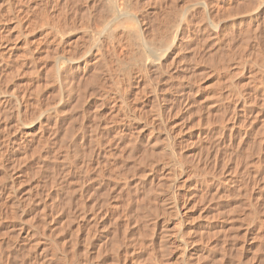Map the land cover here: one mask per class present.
Instances as JSON below:
<instances>
[{
    "label": "rangeland",
    "instance_id": "rangeland-1",
    "mask_svg": "<svg viewBox=\"0 0 264 264\" xmlns=\"http://www.w3.org/2000/svg\"><path fill=\"white\" fill-rule=\"evenodd\" d=\"M38 1H39V4H38ZM84 1L83 0L82 1L81 0H17V1L16 0H0V15H1L0 16V38L5 37V39H0V45H2L0 47L3 49V50H1V48H0V50H1L0 55H3V57H4V58L0 57V65L1 64L3 65V63H4L3 66L2 65L0 66V69H1L0 70V87H1L0 88V140H1L0 144L1 145L4 144V145L0 146V148H1L0 149V199L2 198L0 200V264H57V263L58 264H74V263L75 264H77V263L81 264L82 262H83V264L85 262H86V264H97V262H99V261L100 262L98 264H108V262L105 263L106 261H109L107 259L106 254H109L111 252L110 251L111 246L108 247L109 244L108 245L106 244V246H105V235L109 236L113 232V231H111L113 229L112 228L113 224H111L112 225V227H111V225L109 223L107 225H105V223H107V219L108 220L110 219L108 217L110 215L113 217L115 215L117 216V214H118V216L120 215L119 217H121L122 213H119V212H122V210H123L122 207L124 205L123 203L120 204L122 206V207L120 206L121 211H120V207H119V210L114 211L115 209H113V207L111 206V204L113 203L112 201H114L116 199L114 196L118 195V194H116L115 189L112 188L113 187L112 184L114 183L113 181H114L115 177L119 178L120 173L122 176V174L126 173V172L127 173L129 172L130 174H133L135 172L137 174H135V173L134 174L138 175L137 177L138 178L140 177L139 179H141L142 181L145 180V182L143 181L144 185L142 186V190L139 189V191H140V195L142 197H144L145 195L146 196L140 200V197H139L140 195L138 194L139 199L137 198V200H139L137 202L142 205V206L140 204L138 205L139 206L138 208H140V206H141V208L138 211L139 214L135 210V212H133V214L136 215V216H133L134 219L131 218L133 215L132 213L129 216H130V221H133V220L135 221V217L136 218L139 217V218H137V220L142 218V219H140V221L143 224L145 223L144 226L152 227L151 229H153L154 236H156V237L158 236L156 238L155 244H154V246H155L154 249L156 250V253L158 252L156 255L159 256L160 258L162 257L161 259H163V257H164V261L162 260L160 262L161 264L162 263L164 264L166 262H167L166 264H168V261L170 263L172 261V264H180V263L181 264H196V263L197 264H209V263L210 264H213V263L214 264H240L241 262H242V264H264V249H263V247H264V239H263L264 234L262 233V232H264V228H262V227H264V222H263V225L261 227V225H259V223L257 221L260 217H262V219H264L263 218V216H264V206H263L264 205V39H263L264 38V19H263L264 18V6L258 7V4H256V0L255 1L254 0H227V1L226 0H218V1L217 0H211V1L208 0L209 2H207V0H204V2L205 1L207 2L206 3L207 8L199 5V4H201L200 2H202L203 0H126L127 4H129L128 5L130 8L129 10L133 13V15L135 17H137V18L143 17V19H145L147 17L146 20H150V21L154 20L152 22L153 24H155L157 22V20L159 21V19L162 17L161 14H163L162 10L164 7L170 8V9L173 8V10H176L174 12H177L181 8H183V4L187 5L188 11H189L191 17H190L189 22H188L189 24H187L186 27L183 28L182 31H184V32H181L180 42L175 48L170 47V48H168L169 50L167 49V50L163 51L162 53H154L153 51H149V50L147 51L148 54L150 55L151 60H153V69L155 70L157 66L159 67L158 72H155L156 74L155 73L154 74L153 73L148 74V76H147L148 79H145V81H144V78H145L144 73L143 72L137 73L136 70H134L135 74L133 76L126 77L127 79L125 78V80H127L126 82H128L130 80L127 83V88H126V93H127L126 95H128V96H126L127 99L135 105L136 110H139V112L141 113L140 115L143 118H145V117L146 118L142 122H135L134 123L135 128L131 131H130L129 127H122L120 129L121 131H119L118 129L114 128V127H116V124H113L114 119L112 120V117L115 118L114 117V111L110 110V109L112 107L111 106L112 105L111 95L113 94L112 92H114L115 87H117V85L120 83L118 81L121 78L118 76L119 73H117V71H116V67L118 66V63L120 62L119 66L122 63V61H120V60L124 59V56H122V58H121L122 53H120V49H119L120 47H117V50L115 49V53H117V51L119 50V53H117V54L111 53V50L109 53H107L109 51L108 49H111V48H108V47H110V44H109L110 42L105 41V43H106L105 45L109 44V46L108 45L105 46L107 48V49H105V57L107 59H105L104 62H107V63H104V62L101 63L102 62L101 60H100V62H99V60H97L98 62H96V63L94 62L95 65L93 63L90 65L91 66L90 68H85L88 71L85 69H82V68L79 71H75L74 68L70 69L69 67H65L64 69H66L67 71L65 72L63 70L65 73L62 72L63 74L61 77L62 78L61 79V85H59V82L57 81L56 76H55V71H53L54 70V66L52 65V63H53L52 59L53 58L51 59V56H52V54L54 55L55 52L61 51L64 48L68 49L70 46V49L72 51H69V52H73V54H74L73 50L76 48L75 52L77 53L76 55H78V52H77L78 50H77V47H76L75 42H74L75 39L72 42L70 40L71 38L72 39L75 38L74 32L77 33L78 35L80 34L79 36H81L80 32H83L84 29L89 30V28H93V27L96 28L100 24L103 25V22L100 23L102 21L100 19L101 18L100 16L103 14V13H101V15L99 14L100 12H103V9H99L100 7L102 8V6H100V3L97 0H95V1L94 0L93 1L92 0H84ZM128 1H129V3H128ZM251 1L254 2L253 3L254 5H252ZM6 2L8 4H6ZM156 2L157 3L159 2L160 4L158 3L159 4L158 5V4H156ZM243 2L245 4H247L246 2H248L246 7H245V4ZM90 3H91V5H90ZM130 3H132L134 6L130 7V6H132ZM168 3H170L171 5ZM172 3H174V4H172ZM124 4H125L124 2L121 3V5H124ZM166 4L169 6H167ZM196 4H198V5H196ZM210 4H213V5H211L209 7ZM249 4L251 6H253L254 8H252ZM105 5H106V3H105ZM138 5H140V6H138ZM160 5H161V7H160ZM242 5H244L243 6L244 8L242 7ZM255 5H257V6L255 7ZM34 6H36V7H34ZM247 6L249 7V9ZM37 7H40L43 9L41 10L40 8H37ZM49 7H50V9H49ZM5 8H6V10H5ZM92 8L93 9L95 8V9L93 10ZM7 9H9L10 11ZM83 9H87V11L83 10ZM32 11L33 12L35 11V13H33ZM46 11H47V13H46ZM84 11L86 12V14L88 12V14H87L88 17L84 16V13H85ZM134 11H136V12H134ZM5 12H6V14H5ZM8 12H10V13H8ZM14 12H15V14H14ZM27 12H28V16L27 15L23 16V14L25 15V14H27ZM30 12L32 13L31 15H33V17H32L33 20L36 18L35 19L36 21L34 20V24H33V27L35 26L34 27L35 29L34 28H32L34 30L31 29L32 32H30V36L28 37V39L33 38L32 40H30L31 45H33L32 49L35 47L34 50H32L33 55H34V57L32 56V60L33 59L34 60L31 62V64L33 66H31L32 68H31L30 72L28 73L27 71H29L30 67H29V65L26 64V58L25 57H26L27 53L25 52L26 47L24 44V35L26 33V30L24 29L22 24H21V26L19 25L20 22L18 23V19L23 20L22 19L23 17L24 18L25 17H31ZM36 12H37V14H36ZM44 12H45V14H44ZM219 12H220V15H219ZM233 12H234V14H233ZM81 13H82V15H81ZM15 15H17V16H15ZM62 15H63V17H62ZM73 15H75V16H73ZM107 15H108V13H107L106 7H105V17H107ZM234 15H236V16H234ZM5 16H6V18H5ZM93 16L96 18H93ZM149 16L151 17V19ZM54 17L55 18L58 17V18H56L58 20H56ZM64 17H65V20H63ZM92 18H93V20H92ZM253 18H254V20H253ZM5 19H6V22H5ZM84 19H86V20H84ZM216 19H217V23H215ZM44 20H47V21H44ZM94 20H95V22H94ZM61 21L63 22V25L66 24V22H67V24L64 25L66 27L69 24L71 25L73 23V25H74L76 23L75 24L76 28H80V29H76L75 25H74V29H76V30L73 31L72 30L73 25H71V27H69L70 26L69 25L68 26L69 28L68 27L66 28L62 25ZM79 21L81 23H78ZM82 21H84V23ZM197 21H198V23H197ZM40 22L45 23V24H42ZM51 22H55V23H51ZM58 22L60 25H62L61 27L65 28L64 29L65 31L67 29L71 28L70 31L68 30L67 32H64V35L62 34L61 31H57L55 25ZM212 22L214 23V25ZM232 22L234 24H232ZM39 23L42 26H39ZM87 23H89L88 26H87ZM90 24H92V25H90ZM81 25H82V27H81ZM101 25L99 26L100 28H98V29H102L103 26H101ZM14 26H16L18 28H15ZM83 26H86V27L83 28ZM196 26H198V27L196 28ZM113 27H114V24H113ZM249 27H251V28H249ZM48 28H50V29H48ZM43 29L50 31L48 33L49 34L51 33V34L47 36L50 40H51V37L53 38L51 45H49V47L47 49H45V52H44L43 48H40L41 50L39 49L40 45H37L38 41L41 39V37L43 35V33H41L44 31ZM61 29H63V28H61ZM244 29H245V31H244ZM5 30H7V31L5 32ZM16 30H17V32H16ZM18 30H20V32ZM51 30H53V31H51ZM64 30H62V31H64ZM105 30H106V25H105ZM21 32H22V34H21ZM213 32H215V33H213ZM5 33H7V35ZM3 35H5V36H3ZM51 35H53V36H51ZM54 35H55V37H54ZM7 37H9L8 38L9 41L6 39ZM17 37H20V38H17ZM37 38H39V39H37ZM4 40H5V43H3ZM34 40H36V41H34ZM58 40L61 42V44ZM64 40L68 42V45H67V42H65ZM68 40L71 43H69ZM56 41H57V45H56ZM212 41H214V42H212ZM71 44L74 48L71 46ZM243 44H244V46H243ZM10 45H12V46L10 47ZM245 46H246V48H245ZM54 48H56L57 51H55L56 49L53 50ZM241 48H243V49H241ZM6 49H7L8 53L10 51V53H9L10 57L6 56V58H5V54L8 55L7 52L5 53ZM70 49H68V50H70ZM215 49H216V53H215ZM51 50H52V52L53 51L54 52L52 53ZM2 51L4 54L1 53ZM217 52H218V54H217ZM23 53H24V56H23ZM48 53H49V55H48ZM111 54H112V60L113 61L115 60L116 55H117L118 60L121 58L119 60V62L116 61L117 62L116 64L113 63V61L109 58V57H111L110 56ZM113 54L115 56L114 58H113ZM119 54H120V57L118 56ZM160 54H161V56H160ZM27 55H29V54H27ZM45 55H48L49 57L47 58V56H46V59H45V57H44ZM15 56H16V58H15ZM27 58H28V56H27ZM117 58H116V60H117ZM109 59H110V61H109ZM237 59H239V60H237ZM1 60L4 62L2 63ZM43 60H45V61H43ZM170 60H171V62H170ZM160 61H162V62H160ZM226 61L229 62V64ZM9 63H11V65L8 66ZM154 63H155V65H154ZM214 63H216L217 65ZM226 63L228 65H226ZM43 64H44V66H43ZM109 64L111 66H109ZM161 64L163 65L164 68L162 67ZM48 65L51 68H49ZM98 65L99 66L101 65L100 66L101 70L99 69ZM212 65H213V67L214 66L215 67L213 68ZM10 66L13 67L14 69L11 68ZM27 66H28V68H27ZM106 66L108 69L106 68ZM2 67H4V68H2ZM37 67L38 68L40 67V68L38 69ZM44 67L47 69H45ZM52 67H53V69H52ZM48 68L52 69V70L48 71L49 70ZM91 68L94 71H92ZM104 69H105V76H106L105 80L106 81L103 80V76H102L103 75L102 71L104 72ZM106 69L109 71L107 72ZM9 70L11 71V73ZM32 70H34V71H32ZM96 70H98L97 72L99 74L95 73ZM44 71H46V72H44ZM31 72H32V74H31ZM160 72H161V75H160ZM227 72H228V74H227ZM8 73H9V75H8ZM23 73H25V74L23 75ZM36 73L38 75H35ZM49 73L50 74L52 73V75H50ZM70 73H71V75H70ZM91 73H93V74H91ZM94 73L97 75V77ZM200 73H201V75H200ZM232 73H233V75H232ZM248 73H249V75H248ZM28 74H29V76H27ZM30 75H31V77H30ZM33 75H34V77H33ZM89 75H91V76H89ZM93 75H95V77H92ZM138 75H140L143 78H140ZM155 75H157L159 78L157 76L155 77ZM99 76L100 77L102 76V77L99 78ZM28 77L32 80V83L34 84V85L32 84L30 86L31 91H33V93L30 92L31 97L33 99V102H35V103L32 102V104L35 105V106L34 105L31 106L32 107V109H31L32 113L30 111V108L29 109L27 108V112H26L25 105H23L25 103L24 102V100H25L24 94L26 93V91L24 89L27 88V85L25 83L28 82L27 81L29 79ZM80 77H82V78H80ZM168 77H169V79H168ZM179 77H182L183 79L179 78ZM47 78H48V80H47ZM96 78H97V80H96ZM110 78L112 79V81L109 80ZM33 80H34V82H33ZM50 80H52V81H50ZM54 80H56V81H54ZM146 80H147V82H146ZM148 80H149V82H148ZM53 81H54V83H53ZM86 81H88L87 82L88 84L91 83L93 86L91 84H90L91 86L88 85L86 83ZM164 81H166V82H164ZM244 81H247V82H244ZM40 82L43 84L41 85ZM110 82L112 84H109ZM115 82H116V84H115ZM143 82H144V85L147 83L145 86L146 89L140 88V87H142L141 84ZM216 82H218L219 84ZM85 83L87 84V86ZM102 83H104L105 85ZM135 83H137L138 85H136ZM163 83H165V84H163ZM223 83H225V84H223ZM246 83L248 85H246ZM148 84H150V86H151L150 88H149V86L147 88ZM237 84L239 85V87L241 89L238 87ZM84 85H85V87H84ZM196 85H197V87H196ZM208 85H210V87ZM32 86H37L34 88L35 91L32 90V88H33ZM175 86L177 88H175ZM45 87H47V88L44 89ZM91 87H92V90H90ZM137 87H139V89H137ZM163 87H165V88H163ZM166 87H167V89H166ZM36 88L40 89V90H37ZM78 88H80V90ZM81 88L82 89L84 88L83 90L85 92L83 90L81 91ZM103 88H105V90H106L105 91V97L103 96V92H102ZM140 89H144L143 91L148 90L147 94H146V91L144 93ZM168 89H170L171 91H169ZM36 90L38 91V93H36L37 92ZM77 90H79V91L75 92ZM88 90H89V92H88ZM93 90H95V91L98 90V91L95 92ZM71 91H74L75 94H74V92H71ZM152 91H153V93H152ZM213 91H214V93H213ZM21 92L23 93V96H20V98H19V95H22ZM92 92L94 93V95ZM139 92H141L142 94L140 93L141 94L140 95ZM77 93L80 95H84V96H80ZM135 93H136V96H135ZM192 93H194L193 94L194 97H193ZM50 94H52V95H50ZM108 94H110V96ZM33 95L34 96L37 95V96L33 97ZM78 97L80 99H78ZM139 97H140V99H139ZM206 97H207V99H206ZM237 98H238V100H237ZM82 99H83V101H82ZM131 99H134V100H131ZM199 99H200V101H198ZM11 100H13V101L11 102ZM182 100H183V102H182ZM78 101L80 103H82V102L83 103L79 104ZM155 101H157V102H155ZM4 102H5V104H3ZM22 102H23V104H22ZM44 102H46V103H44ZM96 102H100V103H96ZM49 103H52V104H49ZM139 103H140V105H139ZM159 103L164 105V111H163L164 114L162 113L164 115V116L162 115V120H164V121L160 125L158 124V122H154L153 120L150 119V111H149V110H152L153 107L158 106ZM95 104H97V105H95ZM208 104L209 105L212 104V105L209 106ZM223 104H225V105H223ZM40 105H43V106H40ZM152 105H153V107H152ZM5 106H7V107H5ZM9 107H10V109H9ZM38 107H39V109H41V111H45L43 116L41 117V120L45 121V122H42L40 120L42 123V124H40V121H39L40 131L38 130L39 128L37 129V126H39V125L36 124V128L33 132L34 134L32 133L33 139L31 142H29L27 137L25 136L26 135V133H25L26 128L24 126V123L26 122V119H24V118H27L28 110H29L28 114L31 113L30 115H32V117H33V115L36 112H38V111H34L35 112L34 113L33 110H37ZM42 108H44V109H42ZM58 109H60V110H58ZM81 111H83V112L81 113ZM89 111H91V112H89ZM57 112H59V113H57ZM142 112H143V114H142ZM106 113H108L109 115ZM93 114H94V116H93ZM95 115H97V116H95ZM244 115H245V117H244ZM55 117H57V118H55ZM94 117L98 118L97 121ZM226 117H227V119H226ZM92 118H94L95 120L94 119L92 120ZM103 118L106 120L105 121L106 127H101L102 128L101 129L99 127L100 126L99 124H101V126L104 125V123H103L104 119ZM23 119L25 121H23ZM252 120H254V121H252ZM92 121H95V122H92ZM16 122H17V126H16ZM144 122H146V123H144ZM201 123H204V124H201ZM78 124H79V126H78ZM152 124L153 125L155 124V126H158V128H156V129L150 128L149 129V125H152ZM3 125L6 126L7 128L6 127L4 128ZM84 125H85V128H84ZM113 125H115V126H113ZM95 126H96V129H95ZM141 126H142V129H141ZM89 127H92V128H89ZM97 127H99L98 129L100 130V132H99V130H97ZM219 127H221V128H219ZM77 128L78 129L82 128L83 134L84 135L87 134V136H85L86 139H88L90 136L92 137L96 131L98 133H100L99 135L101 136V134L104 131L105 134L104 133L103 134L105 136L103 137V134H102L101 138H104L105 140L101 139V143H99L102 146L99 145L100 146L99 147L97 145L96 141L94 142V140L93 141L91 140V139H94V136H93L91 139L90 138L89 139L91 140V143H96L95 145L91 144L90 146H88L86 144L82 147L83 149L80 148V149H82V150H79L80 152L82 151L81 153L79 152L80 154L75 152L76 150H75V146H74V135H75L74 130L76 129V131H77L78 130ZM5 129L8 131H6ZM217 129L219 130L220 133L218 132ZM11 130H13V131H11ZM84 131L86 132V134L84 133ZM122 131H125L127 134L125 132H122ZM170 131H171V134L173 133L174 135L173 134H172V136L169 135ZM38 132H39V134H38ZM115 132L118 133V135H116ZM9 133H11V134L9 135ZM90 133L91 134L93 133V134L89 135ZM19 134H20V136H19ZM35 134H38V135H35ZM110 134L113 135V137ZM122 134H123V136H121ZM242 135H244V136H242ZM5 136L7 139L6 142L4 141V140H6ZM135 138H136V140H135ZM160 138L163 141H161ZM117 139H118V141H117ZM36 140H37V142H36ZM109 140H111V142H109ZM104 141L106 143H104ZM28 142H29V144H28ZM154 142H156V143H154ZM178 142H180V143H178ZM36 143L37 144L40 143V144L37 145ZM103 143H104V145H103ZM115 143H117V144H115ZM19 144H21V145H19ZM149 144H150V146H149ZM179 144H180V146H179ZM154 145H156V146L154 147ZM93 146L97 151L100 150V148H102V147L115 148L116 151L115 150L111 151L114 153L113 154L114 156L116 155L117 152L121 153V151H122V153L120 154V155L123 154L122 157L116 156L117 157L116 158L113 156V158H116L115 163H117L120 160L117 163L119 165L116 166V164H114V163L112 165V167H114V168H115V166H116V168L119 167L120 169L119 168H118L119 170L117 169L119 172H117V170H115L114 168H113L114 171L111 170V166H109V165H107V166L110 167V169H109L110 171L109 170L105 171V165H104V163H105V150H100V151H102L100 156L98 157L100 162H96L98 159L96 157H94V158L91 157V154L87 149V148H93ZM147 146H149V147H147ZM5 147H7V148L5 149ZM12 147H14V148H12ZM27 148H28V150H27ZM126 148H127V150H126ZM163 150L165 151V153L163 152ZM177 150H179V151L177 152ZM123 151H124V153H123ZM128 151H130V152H128ZM146 152H148V153L145 155ZM162 152L164 153V155H162L163 154ZM119 153H118V155H119ZM128 153L131 154V156L133 155L132 157H134V159L131 158V156L128 155ZM77 154H79V155H77ZM148 154L150 156L146 157V156H148ZM225 154H226V156H225ZM65 155H66V157H65ZM106 155H108V154H106ZM126 155H128V156H126ZM193 155H194V157H193ZM137 156L140 158H138ZM151 156H153L154 159ZM77 157L78 158L80 157L79 163H81L80 161L83 159L82 163H81L82 166L78 163ZM123 157H125V160ZM144 157L146 158L147 161H145ZM119 158H121V159H119ZM163 158L166 159L165 162H164ZM117 159H118V161H117ZM143 159H144V161H142ZM178 159H180V160H178ZM86 160L89 162H86ZM133 160H135V161H133ZM188 160L190 163L188 162ZM83 161H85V162H83ZM131 161H133V162H131ZM178 161H179V163H178ZM146 162H148L149 164ZM150 162L153 164H150ZM181 162H183V163H181ZM197 162H198V164H197ZM87 163L88 164L91 163V164L86 166ZM95 163L97 164L96 167L98 169L101 168L99 170L101 172H97L98 169L97 170L94 169V168H96ZM144 163H145V166H144ZM164 163L167 165H165ZM98 164H99V166H98ZM130 164L133 167H135V169H132L133 167ZM70 165H72V168ZM122 165H125V166H122ZM146 165H147V167H146ZM149 165H150V167H148ZM77 166H79V167L81 166L80 167L81 169ZM128 166H129V168H128ZM195 166H196V168H195ZM74 167H75V169H74ZM168 167H169V170L172 168H176L178 173H180L179 175L181 176V178L179 179V182L176 183V186H174V187L172 186L173 188L171 187L170 189L166 188L167 186H165L164 181H163L164 177L162 178V174L168 170ZM190 167H191V169H190ZM192 167H193V169H192ZM125 168H126V170H124ZM127 168H128V170H127ZM200 169H201V171H200ZM258 169H259V171H256ZM6 171H7V173H6ZM131 171H133V172H131ZM187 171H188V173H187ZM209 171L211 174L214 172L215 175H213L214 173L211 175L209 173ZM105 172H111V173H105ZM114 172H116V174L118 173V175H116ZM143 172H145V173H143ZM256 172H257V175H256ZM251 173H253V174H251ZM107 174H110V175L115 174L114 179H113V176H109ZM130 174H127V175H130ZM123 175H125V174H123ZM99 176L101 177V180H100ZM108 176L110 178L111 177L112 178L109 179V178H107ZM77 177H79L80 179ZM141 177H143V178H141ZM81 178H82V180H81ZM105 178H107L108 180ZM77 179L80 181L77 182L78 181ZM197 179H199V180H197ZM202 179H204V180H202ZM257 179H259V180H257ZM97 180H98V182H97ZM150 180H152V181H150ZM158 181H159V184H158ZM201 182H203V183H201ZM233 182H234V184H233ZM151 183H153L154 185ZM178 184H180L181 186ZM149 185H151V186H149ZM152 185H153V188H152ZM157 185L160 187H157ZM161 185H162V187H161ZM240 185H242V186H240ZM197 186H198V188H197ZM10 187L12 189H10ZM239 187H240V190H237V189H239ZM105 188H106V190H105ZM107 188H109L110 190ZM154 188H155V191H154ZM157 188L159 190L161 188H163L160 190V192H162V193H159V190ZM148 190H150V192ZM243 190L245 191V194H244ZM249 190H251V191H249ZM78 191H79V193H78ZM112 191H114V192H112ZM144 191L146 192V194H144ZM212 191H213V193H212ZM214 191H215V194H214ZM106 192H108V193H106ZM105 193H106V196H105ZM112 193L113 194L115 193V195H113ZM150 193H152V194H150ZM175 193L180 194V195L181 194L185 195V193H186L185 197H184V195L183 196L181 195L183 197V200H185V199L187 200V201L186 200L184 201L186 204L184 208H186V210L185 209H183V210L187 216L185 215L186 221H185L184 226L181 228V235L183 236V238H190L191 239V245L189 247L190 250H188L186 253H184V255H182L179 252V250L176 249V247L174 245H172V246L170 245L171 247L168 246L170 248L169 249L166 246V244H169L168 242H166V244H164L166 247L163 246V244L160 245V243H159L160 241H162L164 239L162 233H164L165 230L170 229V226H171L170 230H172V227H173L172 222H171V214L169 215L170 216V218H169L166 214L168 211L166 212L164 210L165 215H163L162 210H163V208H165V206L167 204L169 205L168 202H170V200L172 198V194L175 195ZM205 193H206V195H205ZM208 193H210V194H208ZM215 196L217 199H215ZM109 198L111 199V201ZM117 198H118V196H117ZM149 199L151 202L149 201ZM192 199L196 200L197 202L193 201ZM201 199H202V202L200 201ZM154 200H155V202H154ZM244 200H247V201H244ZM118 201H120V200L118 199ZM156 201H157V203H156ZM166 201H167V203H166ZM163 202H165V203H163ZM193 202H194V204L195 203L196 204L194 205ZM251 202H253V203H251ZM108 203H109V205H108ZM143 203H145V204H143ZM154 203H155V205H154ZM146 204L148 206L150 204V207H148ZM255 205H257L258 207ZM151 206H152V208H151ZM160 206L161 207L163 206V208H161ZM194 206H196V207H194ZM108 207H110V208H108ZM153 207L157 209V210L155 209V212L153 211L154 210ZM250 207H252V208H250ZM145 208L146 209L150 208V209L144 211L143 209H145ZM158 208H159V210H158ZM108 210L109 211L113 210L112 211L113 215H112L111 211L109 213ZM151 210H152V212H151ZM240 211H242L243 213L242 212L240 213ZM245 211H246V213H245ZM136 212H137V214H135ZM214 212H216V213H214ZM106 213L107 214L109 213L108 216H106L107 215ZM198 213H199V217H196V216H198ZM224 213H225V215L223 216ZM140 214H143V215H140ZM218 214L219 215L222 214V215L219 216ZM137 215H140V216H137ZM207 216H208V218H207ZM210 216H211V218H210ZM237 216H239L240 218ZM115 217H113L112 220ZM215 217H216V219H215ZM165 218L166 219L168 218L169 220L168 219L166 220ZM192 218H193V221H192ZM223 218H225V219H223ZM152 219H153V221H155V223H153V221L151 222ZM228 219H229V221H228ZM231 219H233V220H231ZM163 220H164V222L162 223ZM134 221H133V223L135 224ZM140 221L136 222V224L137 223H138L137 225L142 224ZM242 221H244V222H242ZM108 222L111 223L110 220ZM160 222H161L162 226L166 223L165 224L166 228L164 230H163L164 227H162L160 225ZM152 223L154 224V227H153ZM120 224L117 226L118 229L119 228L121 229ZM150 224H152V225H150ZM131 225H132V223H131ZM142 225L140 227L138 226V229L140 228L141 230L137 229V231H136L137 233L139 231L143 232L146 229L150 230V227H148V228L146 227V229H145V227L144 226L142 227ZM239 225H240V227H239ZM133 226L135 227L136 225H133ZM228 228L230 229V231ZM257 228L259 229V231ZM211 229L214 231H212ZM121 230H119L120 234H122ZM215 230H216V232H218V231L219 232L222 231V232L216 233ZM202 231H203V233H202ZM256 231H257V233H256ZM146 232H147V230H146ZM155 232L158 235H155L156 234ZM237 232H238V234H237ZM200 233L202 236L200 235ZM214 233H216V234H214ZM261 233H262V235H261ZM213 234H214V236H212ZM111 235H113V234H111ZM137 235H139V234H136V237L140 236V235L139 236H137ZM159 235H160V237H159ZM189 235H191V236H189ZM198 236H200V237H198ZM205 236H206V238H208V237L209 238L206 239ZM258 236L259 237L261 236L260 240H259ZM106 238H107L106 240H108V237H106ZM109 238H110V236H109ZM195 238H197L199 241H197V239H195ZM111 239H110V241H111ZM122 239H123V236H122ZM108 241H106V242L108 243ZM165 241H167V239L163 240V242H165ZM192 241H193V244H192ZM259 241H260V243H259ZM242 242H244V243H242ZM157 243H158V245H160L161 248L163 247L164 249L166 248L167 250L168 249L170 250V251L169 250L167 251V250H163V248H162L163 251H166L167 253L169 252V254H170V252H172V253L170 255H168V257H167V253L164 252V254L165 253L166 254L164 256H162V254H163V253L161 254L162 250L160 251L159 246L156 247ZM217 245H218V247H217ZM232 245H233V247H231ZM59 246L60 247L63 246V247L60 248ZM222 246H223V248H222ZM107 247L109 250L106 249ZM212 247H213V249H212ZM214 247H216V249ZM219 247H220V249H219ZM229 247L231 248V250ZM224 248H226V249H224ZM70 249H72V250H70ZM236 249H238V250L235 251ZM257 249H259V250H257ZM69 250H70V252H69ZM215 250H217V251H215ZM219 250H221V251H219ZM85 251H86V253H84ZM106 252H109V253H106ZM219 252H220V254H219ZM229 252H230V254H229ZM159 253L161 255H158ZM197 254L200 256H198ZM231 254H233L234 256H232ZM50 255H53V256H50ZM247 255H248V257H247ZM70 256H74V257L70 258ZM146 256H148V255H146ZM189 256H191V257H189ZM235 256L237 258H239V260ZM207 257H208V259H205ZM210 257H212L213 259ZM215 257L216 258L219 257V259L220 258H222V259L217 260L218 258L216 259ZM46 258H48V259H46ZM81 258L83 260H81ZM92 258H93V260H92ZM204 259H205V261H204ZM228 259H229V261H228ZM259 259H261V260H259ZM76 260H79L80 262L79 261L75 262ZM212 260H213V262H212ZM245 260H248V261H245ZM216 261L218 263H216ZM160 263H158V264H160Z\"/></svg>",
    "mask_w": 264,
    "mask_h": 264
},
{
    "label": "bare ground",
    "instance_id": "bare-ground-1",
    "mask_svg": "<svg viewBox=\"0 0 264 264\" xmlns=\"http://www.w3.org/2000/svg\"><path fill=\"white\" fill-rule=\"evenodd\" d=\"M17 1V0H16ZM82 1V0H81ZM84 1V0H83ZM93 1V0H92ZM95 1V0H94ZM99 3H100V6H102V8L100 7L99 9H103V12H100L99 14L101 15V13H103L100 17V19L102 20L100 23H102L103 22V25H101V26H103L102 27V29H98V28H100L99 26L100 25H98V27H96V28H89V30H86V29H84L83 30V32H80L81 33V36H79L77 33H75L74 32V34H75V38H71L70 40H71V42L72 41H74V39H75V45H76V47H77V52H78V55H76L77 53L75 52V50H76V48L73 50L74 51V54H73V52H69V51H72L71 49H70V46H69V48L68 49H70V50H68V49H63V50H61V51H57V49L56 48H54L53 50H55V51H57V52H55V54L53 55L52 54V56H51V59H52V61H53V63H52V65L54 66V70L53 71H55V76H56V79H57V81L59 82V85H61V77H62V72H66L67 70L66 69H64L65 67H69L70 69H72V68H74V70L75 71H79L81 68L82 69H85V68H90L91 66V64H93L94 62L96 63V62H98L97 60H99V62H100V60L102 61L101 63H103L104 61H105V59H107L106 57H105V49H107L105 46H109V44H110V47H108V48H111V49H108L109 51L107 52V53H109L110 52V50H111V53H115V49L117 50V47H120L119 49H120V53H122L121 54V58H122V56H124V59L122 60L121 58V60L120 61H122V63L120 64V66H119V60H118V58H117V55H116V58H117V60H116V58H115V62L112 60V54L110 55L111 57H109L112 61H113V63H117L116 61H118L119 63H118V66L116 67V71H117V73H119V77H121L120 78V80L118 81V82H120L118 85H117V87H115V89H114V92H112L113 94L111 95V98H112V107H111V109L110 110H113L114 111V117L115 118H113L112 116V120H113V124H116V127H114L115 129H118L119 131H121L120 129L122 128V127H129L130 128V131L131 130H133L134 128H135V126H134V123L135 122H142L143 120H145V118H143L140 114V112H139V110H136V107H135V105L131 102V101H129L128 99H127V97L126 96H128V95H126L127 93H126V88H127V83L130 81H128V82H126L127 80H125V78L126 77H130V76H133L134 74H135V71L134 70H136V72L138 73V72H143L144 73V75H145V78H144V81H145V79H148L147 78V76H148V74H154L155 72H158V69H159V67L157 66L156 67V69L154 70L153 69V60H151V58H150V55L148 54V50L149 51H153L154 53H162L163 51H165V50H167L168 48H175L178 44H179V42H180V35H181V32H184V31H182L183 30V28L184 27H186V25L187 24H189L188 22H189V19H190V13H189V11H188V6L187 5H184L183 4V8H179L180 10L179 11H177V12H174V11H176V10H173V8L172 9H170V8H166V7H164L163 8V14H161L162 15V17L159 19V21L157 20V22L155 23V24H153L152 22L154 21V20H152V21H150V20H146V18L145 19H143V17L142 18H137V17H135L134 15H133V13L129 10L130 8H129V4H127V1L126 0H97ZM96 1V2H97ZM125 3L124 5H121V3H123V2ZM211 1V0H210ZM218 1V0H217ZM227 1V0H226ZM255 1V0H254ZM12 2V1H11ZM23 2V1H22ZM41 2V1H40ZM44 2V1H43ZM85 2V1H84ZM144 2V1H143ZM147 2V1H146ZM183 2V1H182ZM181 2V3H182ZM185 2V1H184ZM187 2V1H186ZM207 2H209L208 0H207ZM206 1L204 2V0L202 1V2H200L201 4H199V5H201L202 7H205V8H207V3ZM249 2V1H248ZM248 2H246L247 4H248ZM252 2V1H251ZM4 3V2H3ZM50 3V2H49ZM86 3V2H85ZM84 3V4H85ZM105 3H106V5H105ZM128 3H129V1H128ZM153 3V2H152ZM159 3V2H158ZM157 2H156V4H158ZM175 3V2H174ZM174 3H172V4H174ZM212 3V2H211ZM214 3V2H213ZM230 3V2H229ZM244 3V2H243ZM254 2H252V5H254L253 4ZM6 4H8L7 2H6ZM13 4V3H12ZM37 4V3H36ZM38 4H39V1H38ZM132 6H130V7H133L134 5L132 4V3H130ZM135 4V3H134ZM160 4V3H159ZM158 4V5H159ZM168 4H170V3H168ZM217 4V3H216ZM233 4V3H232ZM242 4V3H241ZM245 4V3H244ZM247 4H245V7H246V5ZM256 4H258V7H260V6H264V0H256ZM32 5V4H31ZM41 5V4H40ZM90 5H91V3H90ZM145 5V4H144ZM162 5V4H161ZM161 5H160V7H161ZM167 5V4H166ZM171 5V4H170ZM196 5H198V4H196ZM211 5H213V4H210L209 5V7L211 6ZM228 5V4H227ZM250 5V4H249ZM6 6V5H5ZM13 6V5H12ZM17 6V5H16ZM33 6V5H32ZM48 6V5H47ZM93 6V5H92ZM138 6H140V5H138ZM164 6V5H163ZM167 6H169V5H167ZM173 6V5H172ZM217 6V5H216ZM229 6V5H228ZM244 5H242V7H243ZM251 6V5H250ZM257 5H255V7H256ZM8 7V6H7ZM34 7H36V6H34ZM87 7V6H86ZM105 7H106V11H107V13H108V15H107V17H105ZM248 7V6H247ZM252 8H254L253 6H251ZM12 8V7H11ZM37 8H40V7H37ZM90 8V7H89ZM176 8V7H175ZM192 8V7H191ZM223 8V7H222ZM226 8V7H225ZM244 8V7H243ZM14 9V8H13ZM41 10L43 9V8H40ZM48 9V8H47ZM49 9H50V7H49ZM52 9V8H51ZM93 9V8H92ZM91 9V10H92ZM95 9V8H94ZM93 9V10H94ZM156 9V8H155ZM154 9V10H155ZM211 9V8H210ZM220 9V8H219ZM248 9H249V7H248ZM5 10H6V8H5ZM7 10H9V9H7ZM19 10V9H18ZM17 10V11H18ZM33 10V9H32ZM83 10H86L87 11V9H83ZM151 10V9H150ZM209 10V9H208ZM217 10V9H216ZM229 10V9H228ZM244 10V9H243ZM251 10V9H250ZM10 11V10H9ZM14 11V10H13ZM20 11V10H19ZM36 11V10H35ZM35 11L33 12V13H35ZM98 11V10H97ZM96 11V12H97ZM101 11V10H100ZM133 11V10H132ZM157 11V10H156ZM196 11V10H195ZM203 11V10H202ZM222 11V10H221ZM247 11V10H246ZM41 12V11H40ZM43 12V11H42ZM85 12V11H84ZM134 12H136V11H134ZM193 12V11H192ZM225 12V11H224ZM228 12V11H227ZM226 12V13H227ZM232 12V11H231ZM8 13H10V12H8ZM24 13V12H23ZM46 13H47V11H46ZM94 13V12H93ZM92 13V14H93ZM200 13V12H199ZM202 13V12H201ZM204 13V12H203ZM213 13V12H212ZM253 13V12H252ZM5 14H6V12H5ZM4 14V15H5ZM14 14H15V12H14ZM13 14V15H14ZM21 14V13H20ZM32 13L30 12V15H31ZM36 14H37V12H36ZM44 14H45V12H44ZM64 14V13H63ZM87 14H88V12H87ZM86 14V12L84 13V16H87L88 17V15ZM159 14V13H158ZM157 14V15H158ZM216 14V13H215ZM214 14V15H215ZM222 14V13H221ZM233 14H234V12H233ZM28 16V12H27V14H23V16ZM48 15V14H47ZM81 15H82V13H81ZM96 15V14H95ZM94 15V16H95ZM146 15V14H145ZM148 15V14H147ZM154 15V14H153ZM213 15V14H212ZM219 15H220V12H219ZM224 15V14H223ZM226 15V14H225ZM239 15V14H238ZM1 16V15H0ZM15 16H17V15H15ZM35 16V15H34ZM45 16V15H44ZM53 16V15H52ZM73 16H75V15H73ZM90 16V15H89ZM93 16V18H96V17H94ZM98 16V15H97ZM151 16V15H150ZM149 16V17H150ZM155 16V15H154ZM193 16V15H192ZM198 16V15H197ZM200 16V15H199ZM231 16V15H230ZM234 16H236V15H234ZM12 17V16H11ZM19 17V16H18ZM33 15H31V17H23L22 19L23 20H19L18 19V23H19V25L21 26V24H22V26L24 27V29L26 30V33H25V35H24V44H25V52L27 53V54H29V55H27L26 54V64L27 65H29V71H27L28 73L30 72V70H31V66H33L32 64H31V62L34 60H32V56L34 57V55H33V51L32 50H34V48L32 49V46L33 45H31V43H30V40H32L33 38H31V39H28V37L30 36V32H32V30H34L35 28V26L33 27V24H34V20L36 19H34L33 20ZM36 17V16H35ZM62 17H63V15H62ZM152 17V16H151ZM151 17H150V19H151ZM156 17V16H155ZM217 17V16H216ZM223 17V16H222ZM246 17V16H245ZM251 17V16H250ZM3 18V17H2ZM5 18H6V16H5ZM38 18V17H37ZM45 18V17H44ZM52 18V17H51ZM55 18V17H54ZM56 18H58V17H56ZM55 18V19H56ZM72 18V17H71ZM93 18H92V20H93ZM194 18V17H193ZM196 18V17H195ZM203 18V17H202ZM236 18V17H235ZM4 19V18H3ZM39 19V18H38ZM212 19V18H211ZM210 19V20H211ZM215 19V18H214ZM264 19V18H263ZM8 20V19H7ZM10 20V19H9ZM12 20V19H11ZM56 20H58V19H56ZM63 20H65V17L63 18ZM77 20V19H76ZM84 20H86V19H84ZM253 20H254V18H253ZM262 20V19H261ZM13 21V20H12ZM16 21V20H15ZM36 21V20H35ZM44 21H47V20H44ZM50 21V20H49ZM48 21V22H49ZM53 21V20H52ZM75 21V20H74ZM89 21V20H88ZM100 21V20H99ZM134 23H133V22ZM156 21V20H155ZM194 21V20H193ZM202 21V20H201ZM212 21V20H211ZM216 22L215 23H217V19L215 20ZM4 22V21H3ZM5 22H6V19H5ZM10 22V21H9ZM38 22V21H37ZM57 22V21H56ZM72 22V21H71ZM77 22V21H76ZM83 23H84V21H82ZM94 22H95V20H94ZM191 22V21H190ZM243 22V21H242ZM250 22V21H249ZM17 23V24H18ZM40 23H42V22H40ZM39 23V26H42L41 24ZM51 23H55V22H51ZM50 23V24H51ZM61 23H62V25H63V22L61 21ZM78 23H81L80 21L78 22ZM86 23V22H85ZM91 23V22H90ZM194 23V22H193ZM197 23H198V21H197ZM213 23V22H212ZM42 24H45V23H42ZM66 24H67V22H66ZM66 24H64V25H66ZM69 24V23H68ZM76 24V23H75ZM74 24V25H75ZM88 24L89 23H87V26H88ZM97 24V23H96ZM113 24H114V27H113ZM200 24V23H199ZM198 24V25H199ZM232 24H234L233 22H232ZM52 25V24H51ZM62 25H60L59 24V22L55 25L56 26V30L57 31H61L62 32V34L64 35V32H67L68 30L70 31V29H67L66 31L64 30L65 28L64 27H66V26H64V27H61ZM70 25V24H69ZM69 25H67V27L69 26ZM71 25H73V23L71 24ZM71 25L69 26V27H71ZM74 25L72 26V30L73 31H75L76 29H80V28H76V25H75V28L76 29H74ZM90 25H92V24H90ZM94 25V24H93ZM105 25H106V30H105ZM213 25H214V23H213ZM240 25V24H239ZM255 25V24H254ZM3 26V25H2ZM17 26V25H16ZM16 26H14L15 28H18V27H16ZM37 26V25H36ZM66 27V28H67ZM68 27V28H69ZM79 27V26H78ZM81 27H82V25H81ZM84 27H86V26H83V28ZM198 26H196V28H197ZM230 27V26H229ZM256 27V26H255ZM254 27V28H255ZM8 28V27H7ZM32 28H34V29H32ZM47 28V27H46ZM61 28H63V29H61ZM88 28V27H87ZM190 28V27H189ZM201 28V27H200ZM220 28V27H219ZM238 28V27H237ZM249 28H251V27H249ZM2 29V28H1ZM4 29V28H3ZM14 29V28H13ZM32 29V30H31ZM48 29H50V28H48ZM233 29V28H232ZM253 29V28H252ZM44 30V29H43ZM62 30H64V31H62ZM193 30V29H192ZM250 30V29H249ZM255 30V29H254ZM253 30V31H254ZM7 30H5V32H6ZM11 31V30H10ZM19 32H20V30H18ZM24 31V30H23ZM51 31H53V30H51ZM55 31V30H54ZM106 31V32H105ZM191 31V30H190ZM244 31H245V29H244ZM247 31V30H246ZM260 31V30H259ZM16 32H17V30H16ZM48 32H50V31H48V30H44L43 32H41V33H43V35H42V37H41V39L38 41V43H37V45H40L39 46V49L40 48H43L44 49V52H45V49H47L48 47H49V45H51V42L53 41L52 39V37H51V40L47 37L48 35H50ZM79 32V31H78ZM189 32V31H188ZM216 32V31H215ZM215 32H213V33H215ZM56 33V32H55ZM243 33V32H242ZM250 33V32H249ZM6 35H7V33H5ZM21 34H22V32H21ZM72 34V33H71ZM196 34V33H195ZM231 34V33H230ZM248 34V33H247ZM251 34V33H250ZM34 35V34H33ZM216 35V34H215ZM226 35V34H225ZM242 35V34H241ZM259 35V34H258ZM3 36H5V35H3ZM12 36V35H11ZM18 36V35H17ZM41 36V35H40ZM51 36H53V35H51ZM68 36V35H67ZM250 36V35H249ZM2 37V36H1ZM54 37H55V35H54ZM216 37V36H215ZM227 37V36H226ZM246 37V36H245ZM8 38L9 37H7L6 39L8 40ZM17 38H20V37H17ZM16 38V39H17ZM232 38V37H231ZM237 38V37H236ZM235 38V39H236ZM0 39H5V37H3V38H0ZM22 39V38H21ZM37 39H39V38H37ZM62 39V38H61ZM65 39V38H64ZM248 39V38H247ZM264 39V38H263ZM56 40V39H55ZM60 40V39H59ZM58 40V41H59ZM190 40V39H189ZM212 40V39H211ZM246 40V39H245ZM244 40V41H245ZM9 41V40H8ZM16 41V40H15ZM34 41H36V40H34ZM33 41V42H34ZM65 41V40H64ZM69 41V40H68ZM105 41H108V42H110L109 44H107V45H105L106 43H105ZM227 41V40H226ZM247 41V40H246ZM60 42V41H59ZM65 42H67V41H65ZM64 42V43H65ZM70 41H69V43H71ZM197 42V41H196ZM212 42H214V41H212ZM217 42V41H216ZM230 42V41H229ZM3 43H5V40H4V42ZM7 43V42H6ZM63 43V42H62ZM191 43V42H190ZM34 44V43H33ZM54 44V43H53ZM60 44H61V42H60ZM73 44V43H72ZM72 44H71V46H72ZM245 44V43H244ZM244 44H243V46H244ZM247 44V43H246ZM56 45H57V41H56ZM55 45V46H56ZM63 45V44H62ZM67 45H68V42H67ZM70 45V44H69ZM74 45V46H75ZM227 45V44H226ZM251 45V44H250ZM0 46H2V45H0ZM12 45H10V47H11ZM183 46V45H182ZM181 46V47H182ZM213 46V45H212ZM241 46V45H240ZM242 46V47H243ZM5 47V46H4ZM9 47V48H10ZM19 47V46H18ZM53 47V46H52ZM61 47V46H60ZM73 47V46H72ZM185 47V46H184ZM217 47V46H216ZM228 47V46H227ZM1 48V47H0ZM8 48V47H7ZM74 48V47H73ZM219 48V47H218ZM245 48H246V46H245ZM257 48V47H256ZM223 49V48H222ZM241 49H243V48H241ZM1 50H3L2 48H1ZM0 50V51H1ZM20 50V49H19ZM37 50V49H36ZM41 50V49H40ZM169 50V49H168ZM197 50V49H196ZM238 50V49H237ZM247 50V49H246ZM23 51V50H22ZM221 51V50H220ZM259 51V50H258ZM7 52V49H6V51H5V53ZM15 52V51H14ZM50 52V51H49ZM51 52H52V50H51ZM54 52V51H53ZM52 52V53H53ZM177 52V51H176ZM185 52V51H184ZM1 53H3V51L1 52ZM8 53V52H7ZM9 53H10V51H9ZM9 53H8V55H6L5 54V58H6V56L8 57L9 56ZM21 53V52H20ZM106 53V54H107ZM117 53H119V50L117 51ZM117 53H115V54H117ZM180 53V52H179ZM182 53V52H181ZM212 53V52H211ZM215 53H216V49H215ZM234 53V52H233ZM239 53V52H238ZM4 54V53H3ZM217 54H218V52H217ZM216 54V55H217ZM40 55V54H39ZM48 55H49V53H48ZM48 55H45L44 57H45V59H46V56H47V58L49 57ZM108 55V54H107ZM159 55V54H158ZM221 55V54H220ZM23 56H24V53H23ZM27 56H28V58H27ZM109 56V55H108ZM119 57H120V54L118 55ZM160 56H161V54H160ZM159 56V57H160ZM214 56V55H213ZM222 56V55H221ZM237 56V55H236ZM247 56V55H246ZM0 57H3V55H0ZM10 57V56H9ZM20 57V56H19ZM18 57V58H19ZM22 57V56H21ZM115 56H114V54H113V58H114ZM169 57V56H168ZM174 57V56H173ZM224 57V56H223ZM227 57V56H226ZM240 57V56H239ZM249 57V56H248ZM4 58V57H3ZM15 58H16V56H15ZM40 58V57H39ZM213 58V57H212ZM222 58V57H221ZM225 58V57H224ZM36 59V58H35ZM41 59V58H40ZM110 59H109V61H110ZM177 59V58H176ZM214 59V58H213ZM220 59V58H219ZM210 60V59H209ZM227 60V59H226ZM230 60V59H229ZM233 60V59H232ZM237 60H239V59H237ZM255 60V59H254ZM2 61V60H1ZM43 61H45V60H43ZM108 61V62H109ZM111 61V62H112ZM177 61V60H176ZM219 61V60H218ZM221 61V60H220ZM243 61V60H242ZM249 61V60H248ZM4 61H2V63H3ZM21 62V61H20ZM24 62V61H23ZM22 62V63H23ZM160 62H162V61H160ZM170 62H171V60H170ZM195 62V61H194ZM227 62V61H226ZM232 62V61H231ZM257 62V61H256ZM19 63V62H18ZM95 63H94V65H95ZM104 63H107V62H104ZM182 63V62H181ZM197 63V62H196ZM224 63V62H223ZM228 64H229V62H227ZM226 63V65H228ZM241 63V62H240ZM13 64V63H12ZM38 64V63H37ZM98 64V63H97ZM100 64V63H99ZM111 64V63H110ZM109 64V66H111ZM157 64V63H156ZM163 64V63H162ZM161 64V65H162ZM179 64V63H178ZM195 64V63H194ZM214 64H216V63H214ZM222 64V63H221ZM225 64V63H224ZM249 64V63H248ZM251 64V63H250ZM2 65V64H1ZM0 65V66H1ZM3 65H4V63H3ZM2 65V66H3ZM9 65H11V63H9L8 64V66ZM22 65V64H21ZM51 65V64H50ZM51 65V66H52ZM104 65V64H103ZM108 65V64H107ZM154 65H155V63H154ZM168 65V64H167ZM217 65V64H216ZM219 65V64H218ZM235 65V64H234ZM43 66H44V64H43ZM99 66V65H98ZM101 66V65H100ZM100 66H99V69H100ZM185 66V65H184ZM232 66V65H231ZM248 66V65H247ZM251 66V65H250ZM11 67V66H10ZM48 67H49V65H48ZM97 67V66H96ZM162 67H163V65H162ZM161 67V68H162ZM166 67V66H165ZM212 67H213V65H212ZM215 67V66H214ZM213 67V68H214ZM224 67V66H223ZM2 68H4V67H2ZM6 68V67H5ZM9 68V67H8ZM11 68H13V67H11ZM27 68H28V66H27ZM34 68V67H33ZM38 68V67H37ZM40 68V67H39ZM38 68V69H39ZM42 68V67H41ZM45 68V67H44ZM49 68H51V67H49ZM48 68V69H49ZM93 68V67H92ZM91 68V69H92ZM106 68H107V66H106ZM164 68V67H163ZM167 68V67H166ZM252 68V67H251ZM14 69V68H13ZM19 69V68H18ZM45 69H47V68H45ZM52 69H53V67H52ZM52 69H49L48 71H50V70H52ZM103 69V68H102ZM108 69V68H107ZM106 69V71L108 72L109 70H107ZM111 69V68H110ZM209 69V68H208ZM216 69V68H215ZM221 69V68H220ZM223 69V68H222ZM225 69V68H224ZM228 69V68H227ZM1 70V69H0ZM5 70V69H4ZM24 70V69H23ZM64 70V71H63ZM73 70V71H74ZM85 70H87V69H85ZM84 70V71H85ZM101 70V69H100ZM115 70V69H114ZM234 70V69H233ZM259 70V69H258ZM10 71V70H9ZM8 71V72H9ZM32 71H34V70H32ZM88 71V70H87ZM92 71H94L93 69H92ZM98 70H96V72L95 73H98L97 72ZM24 72V71H23ZM44 72H46V71H44ZM52 72V71H51ZM64 72V73H65ZM83 72V71H82ZM184 72V71H183ZM196 72V71H195ZM253 72V71H252ZM251 72V73H252ZM10 73H11V71H10ZM35 73V72H34ZM33 73V74H34ZM53 73V72H52ZM52 73L50 74V75H52ZM76 73V72H75ZM79 73V72H78ZM90 73V72H89ZM94 73V74H95ZM142 73V74H143ZM178 73V72H177ZM211 73V72H210ZM6 74V73H5ZM25 73H23V75H24ZM31 74H32V72H31ZM68 74V73H67ZM83 74V73H82ZM91 74H93V73H91ZM99 74V73H98ZM102 76H103V80L104 81H106L105 80V69H104V72L102 71ZM156 74V73H155ZM158 74V73H157ZM227 74H228V72H227ZM254 74V73H253ZM4 75V74H3ZM8 75H9V73H8ZM35 75H38L37 73L35 74ZM49 75V76H50ZM70 75H71V73H70ZM76 75V74H75ZM96 75V74H95ZM95 75H93L92 77H95ZM143 75V76H144ZM160 75H161V72H160ZM159 75V76H160ZM200 75H201V73H200ZM199 75V76H200ZM216 75V74H215ZM230 75V74H229ZM232 75H233V73H232ZM248 75H249V73H248ZM247 75V76H248ZM27 76H29V74L27 75ZM48 76V75H47ZM73 76V75H72ZM71 76V77H72ZM83 76V75H82ZM87 76V75H86ZM85 76V77H86ZM89 76H91V75H89ZM101 76V77H102ZM140 78H143V77H141L140 75H138ZM157 75H155V77H156ZM252 76V75H251ZM6 77V76H5ZM9 77V76H8ZM24 77V76H23ZM30 77H31V75H30ZM33 77H34V75H33ZM41 77V76H40ZM52 77V76H51ZM66 77V76H65ZM84 77V76H83ZM88 77V76H87ZM96 77H97V75H96ZM100 76H99V78H101ZM111 77V76H110ZM138 77V78H139ZM151 77V76H150ZM154 77V78H155ZM158 77V76H157ZM161 77V76H160ZM176 77V76H175ZM178 77V76H177ZM220 77V76H219ZM227 77V76H226ZM250 77V76H249ZM29 78V77H28ZM37 78V77H36ZM55 78V77H54ZM53 78V79H54ZM76 78V77H75ZM80 78H82V77H80ZM114 78V77H113ZM159 78V77H158ZM179 78H182V77H179ZM222 78V77H221ZM230 78V77H229ZM241 78V77H240ZM45 79V78H44ZM84 79V78H83ZM127 79V78H126ZM157 79V78H156ZM155 79V80H156ZM168 79H169V77H168ZM178 79V78H177ZM183 79V78H182ZM185 79V78H184ZM202 79V78H201ZM249 79V78H248ZM23 80V79H22ZM36 80V79H35ZM40 80V79H39ZM47 80H48V78H47ZM91 80V79H90ZM89 80V81H90ZM94 80V79H93ZM96 80H97V78H96ZM100 80V79H99ZM108 80V79H107ZM109 80H111L112 81V79L110 78ZM244 80V79H243ZM28 82H26L25 84L27 85V88L26 89H24L25 91H26V93L24 94L25 96V100H24V104H23V102H22V104L23 105H25V110H26V112H27V108L29 109L30 108V111H31V109H32V107L31 106H33L34 104H32V102H33V99H32V97H31V93L30 92H32L33 93V91H31V89H30V86L33 84L32 83V80L29 78L28 80H27ZM50 81H52V80H50ZM54 81H56V80H54ZM54 81H53V83H54ZM81 81V80H80ZM92 81V80H91ZM95 81V80H94ZM167 81V80H166ZM166 81H164V82H166ZM198 81V80H197ZM213 81V80H212ZM220 81V80H219ZM235 81V80H234ZM248 81V80H247ZM247 81H244V82H247ZM33 82H34V80H33ZM38 82V81H37ZM79 82V81H78ZM84 82V81H83ZM88 81H86V83H87ZM93 82V81H92ZM97 82V81H96ZM101 82V81H100ZM103 82V81H102ZM146 82H147V80H146ZM148 82H149V80H148ZM180 82V81H179ZM189 82V81H188ZM191 82V81H190ZM200 82V81H199ZM221 82V81H220ZM41 83V82H40ZM50 83V82H49ZM85 83V84H86ZM133 83V82H132ZM156 83V82H155ZM158 83V82H157ZM181 83V82H180ZM192 83V82H191ZM216 83H218V82H216ZM237 83V82H236ZM242 83V82H241ZM43 83H41V85H42ZM88 84V83H87ZM87 84H86V86H87ZM91 84V83H90ZM90 84H88V85H90ZM100 84V83H99ZM98 84V85H99ZM102 84H104V83H102ZM109 84H112L111 82L109 83ZM108 84V85H109ZM115 84H116V82H115ZM136 85H138L137 83H135ZM147 84V83H146ZM146 84L144 85V82L141 84V86L142 87H140V88H145V86H146ZM163 84H165V83H163ZM193 84V83H192ZM198 84V83H197ZM219 84V83H218ZM223 84H225V83H223ZM222 84V85H223ZM250 84V83H249ZM24 85V84H23ZM34 85V84H33ZM70 85V84H69ZM79 85V84H78ZM92 85V84H91ZM90 85V86H91ZM96 85V84H95ZM101 85V84H100ZM105 85V84H104ZM135 85V86H136ZM155 85V84H154ZM201 85V84H200ZM205 85V84H204ZM214 85V84H213ZM238 85V84H237ZM246 85H248L247 83H246ZM40 86V85H39ZM68 86V85H67ZM72 86V85H71ZM93 86V85H92ZM114 86V85H113ZM140 86V85H139ZM148 86H149V88L151 87L150 86V84H148L147 85V88H148ZM156 86V85H155ZM158 86V85H157ZM194 86V85H193ZM209 87H210V85H208ZM207 86V87H208ZM243 86V85H242ZM241 86V87H242ZM256 86V85H255ZM261 86V85H260ZM24 87V86H23ZM33 88H32V90H34V88L35 87H37V86H32ZM43 87V86H42ZM48 87V86H47ZM47 87H45L44 89H46ZM70 87V86H69ZM78 87V86H77ZM84 87H85V85H84ZM196 87H197V85H196ZM212 87V86H211ZM238 87H239V85H238ZM1 88V87H0ZM65 88V87H64ZM71 88V87H70ZM75 88V87H74ZM94 88V87H93ZM102 88V87H101ZM129 88V87H128ZM163 88H165V87H163ZM175 88H177L176 86H175ZM240 88V87H239ZM37 89V88H36ZM42 89V88H41ZM52 89V88H51ZM73 89V88H72ZM79 90H80V88H78ZM84 89V88H83ZM82 88H81V91L83 90ZM96 89V88H95ZM98 89V88H97ZM111 89V88H110ZM137 89H139V87H137ZM146 89V88H145ZM166 89H167V87H166ZM190 89V88H189ZM192 89V88H191ZM225 89V88H224ZM241 89V88H240ZM37 90H40V89H37ZM36 90V91H37ZM76 90V89H75ZM79 90H77V91H75V92H78ZM90 90H92V87H91V89ZM108 90V89H107ZM113 90V89H112ZM131 90V89H130ZM136 90V89H135ZM140 90H142V92H144L145 93V91H143L144 89H140ZM153 90V89H152ZM155 90V89H154ZM169 91H171L170 89H168ZM173 90V89H172ZM239 90V89H238ZM35 91V90H34ZM65 91V90H64ZM70 91V90H69ZM84 91V90H83ZM93 91H95V90H93ZM98 91V90H97ZM97 91H95V92H97ZM105 88H103V90H102V92H103V96L105 97ZM128 91V90H127ZM148 91V90H147ZM147 91H146V94H147ZM219 91V90H218ZM231 91V90H230ZM46 92V91H45ZM50 92V91H49ZM71 92H74V91H71ZM75 92H74V94H75ZM85 92V91H84ZM88 92H89V90H88ZM134 92V91H133ZM205 92V91H204ZM246 92V91H245ZM3 93V92H2ZM36 93H38V91L36 92ZM41 93V92H40ZM55 93V92H54ZM81 93V92H80ZM93 93V92H92ZM109 93V92H108ZM137 93V92H136ZM136 93H135V96H136ZM141 92H139V94H140ZM150 93V92H149ZM152 93H153V91H152ZM178 93V92H177ZM213 93H214V91H213ZM222 93V92H221ZM230 93V92H229ZM249 93V92H248ZM21 94L22 95H19V98H20V96H23V93L21 92ZM35 94V93H34ZM78 94V93H77ZM90 94V93H89ZM88 94V95H89ZM102 94V93H101ZM134 94V93H133ZM142 94V93H141ZM140 94V95H141ZM163 94V93H162ZM169 94V93H168ZM185 94V93H184ZM194 93H192V95H193ZM196 94V93H195ZM207 94V93H206ZM40 95V94H39ZM50 95H52V94H50ZM78 95H80V94H78ZM91 95V94H90ZM93 95H94V93H93ZM109 96H110V94H108ZM159 95V94H158ZM188 95V94H187ZM213 95V94H212ZM225 95V94H224ZM242 95V94H241ZM35 96H37V95H35ZM34 95H33V97H35ZM56 96V95H55ZM80 96H84V95H80ZM97 96V95H96ZM102 96V95H101ZM139 96V95H138ZM137 96V97H138ZM183 96V95H182ZM191 96V95H190ZM238 96V95H237ZM245 96V95H244ZM23 97V98H24ZM59 97V96H58ZM88 97V96H87ZM90 97V96H89ZM169 97V96H168ZM192 97V96H191ZM193 97H194V95H193ZM218 97V96H217ZM223 97V96H222ZM230 97V96H229ZM233 97V96H232ZM13 98V97H12ZM11 98V99H12ZM22 98V99H23ZM99 98V97H98ZM109 98V97H108ZM135 98V97H134ZM143 98V97H142ZM181 98V97H180ZM225 98V97H224ZM261 98V97H260ZM9 99V98H8ZM57 99V98H56ZM65 99V98H64ZM78 99H80L79 97H78ZM139 99H140V97H139ZM159 99V98H158ZM165 99V98H164ZM168 99V98H167ZM204 99V98H203ZM206 99H207V97H206ZM210 99V98H209ZM255 99V98H254ZM10 100V99H9ZM131 100H134V99H131ZM138 100V99H137ZM151 100V99H150ZM156 100V99H155ZM180 100V99H179ZM197 100V99H196ZM216 100V99H215ZM219 100V99H218ZM226 100V99H225ZM237 100H238V98H237ZM13 100H11V102H12ZM21 101V100H20ZM19 101V102H20ZM35 101V100H34ZM38 101V100H37ZM57 101V100H56ZM68 101V100H67ZM80 101V100H79ZM78 101V102H79ZM82 101H83V99H82ZM101 101V100H100ZM111 101V100H110ZM170 101V100H169ZM198 101H200V99L198 100ZM220 101V100H219ZM224 101V100H223ZM262 101V100H261ZM104 102V101H103ZM155 102H157V101H155ZM181 102V101H180ZM179 102V103H180ZM182 102H183V100H182ZM236 102V101H235ZM242 102V101H241ZM33 103H35V102H33ZM44 103H46V102H44ZM83 103V102H82ZM82 103H80L79 102V104H82ZM96 103H100V102H96ZM146 103V102H145ZM3 104H5V102L3 103ZM49 104H52V103H49ZM197 104V103H196ZM227 104V103H226ZM95 105H97V104H95ZM99 105V104H98ZM139 105H140V103H139ZM144 105V104H143ZM166 105V104H165ZM173 105V104H172ZM201 105V104H200ZM205 105V104H204ZM209 105V104H208ZM212 105V104H211ZM211 105H209V106H211ZM223 105H225V104H223ZM9 106V105H8ZM35 106V105H34ZM40 106H43V105H40ZM39 106V107H40ZM49 106V105H48ZM79 106V105H78ZM150 106V105H149ZM206 106V105H205ZM227 106V105H226ZM5 107H7V106H5ZM20 107V106H19ZM37 107V106H36ZM39 107H38V109H39ZM110 107V106H109ZM141 107V106H140ZM139 107V108H140ZM152 107H153V105H152ZM179 107V106H178ZM223 107V106H222ZM232 107V106H231ZM237 107V106H236ZM245 107V106H244ZM24 108V107H23ZM34 108V107H33ZM81 108V107H80ZM98 108V107H97ZM150 108V107H149ZM167 108V107H166ZM247 108V107H246ZM9 109H10V107H9ZM37 109V108H36ZM33 110V112L34 111H38V112H34L35 114V116L33 115V117H32V115H30L31 113H32V111H31V113L30 114H28L29 113V110H28V113H27V118H24V119H26V122L24 123L23 121H25L24 119H23V123H24V126H25V128H26V131H25V133H26V137H27V139H28V141L29 142H31L32 141V139H33V135H32V133L34 132V130H35V128H36V124H38L39 125V121L41 120V117L43 116V114H44V112L45 111H41V109H39V110ZM42 109H44V108H42ZM87 109V108H86ZM146 109V108H145ZM183 109V108H182ZM200 109V108H199ZM58 110H60V109H58ZM85 110V109H84ZM166 110V109H165ZM206 110V109H205ZM224 110V109H223ZM245 110V109H244ZM12 111V110H11ZM24 111V110H23ZM88 111V110H87ZM93 111V110H92ZM144 111V110H143ZM146 111V110H145ZM150 111V119L151 120H153L154 122H158V124L160 125V124H162L163 123V121L164 120H162V115L164 114L163 113V111H164V105L163 104H160L159 103V105L158 106H156V107H153L152 108V110H149ZM172 111V110H171ZM201 111V110H200ZM217 111V110H216ZM227 111V110H226ZM64 112V111H63ZM62 112V113H63ZM83 111H81V113H82ZM89 112H91V111H89ZM166 112V111H165ZM223 112V111H222ZM221 112V113H222ZM259 112V111H258ZM52 113V112H51ZM55 113V112H54ZM57 113H59V112H57ZM95 113V112H94ZM100 113V112H99ZM109 113V112H108ZM108 113H106V114H108ZM146 113V112H145ZM149 113V112H148ZM163 113V114H162ZM172 113V112H171ZM224 113V112H223ZM244 113V112H243ZM248 113V112H247ZM56 114V113H55ZM111 114V113H110ZM142 114H143V112H142ZM226 114V113H225ZM242 114V113H241ZM5 115V114H4ZM51 115V114H50ZM53 115V114H52ZM109 115V114H108ZM149 115V114H148ZM224 115V114H223ZM45 116V115H44ZM93 116H94V114H93ZM95 116H97V115H95ZM103 116V115H102ZM164 116V115H163ZM230 116V115H229ZM25 117V116H24ZM81 117V116H80ZM99 117V116H98ZM244 117H245V115H244ZM14 118V117H13ZM55 118H57V117H55ZM89 118V117H88ZM95 118V117H94ZM94 118H92V120L94 119ZM105 118V117H104ZM103 118V119H104ZM164 118V117H163ZM96 119V121H97V119L98 118H95ZM94 119V120H95ZM171 119V118H170ZM226 119H227V117H226ZM246 119V118H245ZM17 120V119H16ZM58 120V119H57ZM4 121V120H3ZM42 121V120H41ZM41 121H40V124H42L41 123ZM82 121V120H81ZM105 119H104V125L103 126H101V124H99L100 126V128L101 127H106L105 126ZM152 121V122H153ZM244 121V120H243ZM252 121H254V120H252ZM42 122H45V121H42ZM92 122H95V121H92ZM109 122V121H108ZM111 122V121H110ZM171 122V121H170ZM174 122V121H173ZM181 122V121H180ZM206 122V121H205ZM204 122V123H205ZM80 123V122H79ZM88 123V122H87ZM144 123H146V122H144ZM176 123V122H175ZM199 123V122H198ZM204 123H201V124H204ZM223 123V122H222ZM240 123V122H239ZM245 123V122H244ZM262 123V122H261ZM2 124V123H1ZM46 124V123H45ZM91 124V123H90ZM112 124V123H111ZM150 124V123H149ZM173 124V123H172ZM171 124V125H172ZM247 124V123H246ZM245 124V125H246ZM5 125V124H4ZM3 125V127L5 128L6 126H4ZM92 125V124H91ZM108 125V124H107ZM181 125V124H180ZM207 125V124H206ZM239 125V124H238ZM15 126V125H14ZM16 126H17V122H16ZM78 126H79V124H78ZM93 126V125H92ZM113 126H115V125H113ZM174 126V125H173ZM172 126V127H173ZM203 126V125H202ZM233 126V125H232ZM231 126V127H232ZM243 126V125H242ZM10 127V126H9ZM12 127V126H11ZM40 127V125L39 126H37V129ZM47 127V126H46ZM99 127H97V130H99L98 128ZM109 127V126H108ZM137 127V126H136ZM183 127V126H182ZM205 127V126H204ZM208 127V126H207ZM225 127V126H224ZM248 127V126H247ZM7 128V127H6ZM83 128V127H82ZM82 128H77L78 130L76 131V129L74 130V132H75V135H74V146H75V152H77V153H79L80 151L79 150H82L83 148V146L84 145H88V146H90L91 144L93 145H95L96 143H91V140L93 141L94 140V142L96 141L97 142V145L99 146L100 144L99 143H101V139H104V138H101L102 137V134L104 133L105 134V132L103 131V133L101 134V136L99 135L100 133H98L97 131L94 133V139H91L92 137L90 136H88L89 138L88 139H86V137L85 136H87V134H86V132L84 131V133L86 134V135H84L83 134V130H82ZM84 128H85V125H84ZM89 128H92V127H89ZM140 128V127H139ZM150 128H152V129H156V128H158V126H155V124L153 125H149V129ZM166 128V127H165ZM171 128V127H170ZM219 128H221V127H219ZM234 128V127H233ZM243 128V127H242ZM3 129V128H2ZM17 129V128H16ZM15 129V130H16ZM88 129V128H87ZM95 129H96V126H95ZM94 129V130H95ZM102 129V128H101ZM105 129V128H104ZM141 129H142V126H141ZM199 129V128H198ZM245 129V128H244ZM252 129V128H251ZM6 130V129H5ZM14 130V131H15ZM39 131H40V128L38 129ZM37 130V131H38ZM92 130V129H91ZM90 130V131H91ZM117 130V131H118ZM147 130V129H146ZM172 130V129H171ZM218 130V129H217ZM221 130V129H220ZM225 130V129H224ZM229 130V129H228ZM6 131H8V130H6ZM11 131H13V130H11ZM87 131V130H86ZM89 131V132H90ZM93 131V130H92ZM107 131V130H106ZM137 131V130H136ZM150 131V130H149ZM176 131V130H175ZM249 131V130H248ZM99 132H100V130H99ZM102 132V131H101ZM122 132H125V131H122ZM151 132V131H150ZM168 132V131H167ZM183 132V131H182ZM218 132H219V130H218ZM247 132V131H246ZM17 133V132H16ZM15 133V134H16ZM41 133V132H40ZM88 133V132H87ZM92 133V134H93ZM116 133V132H115ZM121 133V132H120ZM126 133V132H125ZM124 133V134H125ZM132 133V132H131ZM220 133V132H219ZM11 133H9V135H10ZM13 134V133H12ZM24 134V133H23ZM34 134V133H33ZM38 134H39V132H38ZM38 134H35V135H38ZM42 134V133H41ZM74 134V133H73ZM91 133L89 134V135H92ZM103 134V137L105 136ZM127 134V133H126ZM139 134V133H138ZM173 134V133H172ZM172 134H171V131L169 132V135H171L172 136ZM185 134V133H184ZM232 134V133H231ZM242 134V133H241ZM111 135V134H110ZM115 135V134H114ZM116 135H118V133H116ZM131 135V134H130ZM136 135V134H135ZM152 135V134H151ZM174 135V134H173ZM177 135V134H176ZM19 136H20V134H19ZM44 136V135H43ZM112 137H113V135H111ZM121 136H123V134L121 135ZM132 136V135H131ZM154 136V135H153ZM163 136V135H162ZM220 136V135H219ZM242 136H244V135H242ZM8 137V136H7ZM25 137V138H26ZM115 137V136H114ZM120 137V136H119ZM134 137V136H133ZM155 137V136H154ZM153 137V138H154ZM20 138V137H19ZM18 138V139H19ZM162 138V137H161ZM160 138V139H161ZM5 139H6V136H5ZM17 139V138H16ZM39 139V138H38ZM37 139V140H38ZM42 139V138H41ZM110 139V138H109ZM116 139V138H115ZM123 139V138H122ZM130 139V138H129ZM128 139V140H129ZM139 139V138H138ZM137 139V140H138ZM178 139V138H177ZM37 140H36V142H37ZM105 140V139H104ZM134 140V139H133ZM132 140V141H133ZM135 140H136V138H135ZM222 140V139H221ZM1 141V140H0ZM5 142L7 141V139L6 140H4ZM12 141V140H11ZM10 141V142H11ZM17 141V140H16ZM103 141V140H102ZM108 141V140H107ZM117 141H118V139H117ZM146 141V140H145ZM160 141V140H159ZM161 141H163L162 139H161ZM160 141V142H161ZM218 141V140H217ZM19 142V141H18ZM26 142V141H25ZM24 142V143H25ZM29 142H28V144H29ZM109 142H111V140H109ZM127 142V141H126ZM136 142V141H135ZM153 142V141H152ZM183 142V141H182ZM199 142V141H198ZM197 142V143H198ZM104 143H106L105 141H104ZM104 143H103V145H104ZM144 143V142H143ZM154 143H156V142H154ZM159 143V142H158ZM178 143H180V142H178ZM210 143V142H209ZM6 144V143H5ZM17 144V143H16ZM22 144V143H21ZM21 144H19V145H21ZM26 144V143H25ZM37 144V143H36ZM35 144V145H36ZM38 144H40V143H38ZM37 144V145H38ZM112 144V143H111ZM115 144H117V143H115ZM125 144V143H124ZM146 144V143H145ZM160 144V143H159ZM158 144V145H159ZM175 144V143H174ZM216 144V143H215ZM220 144V143H219ZM223 144V143H222ZM2 145H4V144H2ZM1 144H0V146H2ZM18 145V144H17ZM24 145V144H23ZM191 145V144H190ZM189 145V146H190ZM217 145V144H216ZM13 146V145H12ZM97 146V147H98ZM100 146H102V145H100ZM99 146V147H100ZM113 146V145H112ZM126 146V145H125ZM149 146H150V144H149ZM149 146H147V147H149ZM156 145H154V147H155ZM160 146V145H159ZM175 146V145H174ZM179 146H180V144H179ZM28 147V146H27ZM92 147V146H91ZM96 147V146H95ZM164 147V146H163ZM207 147V146H206ZM7 147H5V149H6ZM12 148H14V147H12ZM80 148H82V149H80ZM153 148V147H152ZM165 148V147H164ZM1 149V148H0ZM88 149V151L90 152V154H91V157H96L97 159H98V157L100 156V154H101V152L102 151H100V150H105V163H104V165H105V171L106 170H109L110 169V167L109 166H111V170H113V168L114 167H112V165H113V163L114 164H116V166L117 165H119V164H117L119 161H118V159H117V163H115V160H116V158L117 157H122L123 156V154L122 155H120L121 153H122V151H121V153H119V152H115L116 153V155L114 156L113 154V152H111L112 150H115V148H105V147H102V148H100V150H96L95 148H94V146H93V148H87ZM99 149V148H98ZM120 149V148H119ZM133 149V148H132ZM142 149V148H141ZM177 149V148H176ZM27 150H28V148H27ZM66 150V149H65ZM118 150V149H117ZM126 150H127V148H126ZM149 150V149H148ZM182 150V149H181ZM213 150V149H212ZM116 151V150H115ZM119 151V150H118ZM131 151V150H130ZM130 151H128V152H130ZM151 151V150H150ZM179 150H177V152H178ZM217 151V150H216ZM74 152V153H75ZM82 152V151H81ZM80 152V153H81ZM127 152V151H126ZM158 152V151H157ZM163 152L165 153V151L163 150ZM162 152V153H163ZM175 152V151H174ZM185 152V151H184ZM70 153V152H69ZM79 153V154H80ZM118 153H119V155H118ZM123 153H124V151H123ZM148 152H146L145 153V155L147 154ZM151 153V152H150ZM155 153V152H154ZM161 153V154H162ZM164 153L162 154V155H164ZM170 153V152H169ZM180 153V152H179ZM217 153V152H216ZM65 154V153H64ZM79 154H77V155H79ZM106 154H108V155H106ZM152 154V153H151ZM157 154V153H156ZM168 154V153H167ZM128 155H130L131 156V154H129L128 153ZM128 155H126V156H128ZM154 155V154H153ZM185 155V154H184ZM188 155V154H187ZM190 155V154H189ZM263 155V154H262ZM102 156V155H101ZM113 156L114 157H116V158H113ZM129 156V157H130ZM133 156V155H132ZM131 156V158H133L134 159V157H132ZM150 155L148 154V156H146V157H149ZM168 156V155H167ZM192 156V155H191ZM201 156V155H200ZM225 156H226V154H225ZM65 157H66V155H65ZM90 157V158H91ZM138 157V156H137ZM151 157H153V156H151ZM160 157V156H159ZM165 157V156H164ZM186 157V156H185ZM193 157H194V155H193ZM197 157V156H196ZM199 157V156H198ZM202 157V156H201ZM200 157V158H201ZM5 158V157H4ZM78 158V157H77ZM80 158V157H79ZM79 158H78V163H79ZM124 158V160H125V157H123ZM138 158H140V157H138ZM143 158V157H142ZM162 158V157H161ZM170 158V157H169ZM173 158V157H172ZM190 158V157H189ZM192 158V157H191ZM82 159V158H81ZM80 159V160H81ZM119 159H121V158H119ZM144 159H145V161H147L146 160V158L144 157ZM144 159L142 160V161H144ZM153 159H154V157H153ZM164 159V158H163ZM162 159V160H163ZM195 159V158H194ZM215 159V158H214ZM83 160V159H82ZM82 160L80 161L81 163H82ZM90 160V159H89ZM94 160V159H93ZM139 160V159H138ZM157 160V159H156ZM159 160V159H158ZM165 160L166 159H164V162H165ZM174 160V159H173ZM172 160V161H173ZM178 160H180V159H178ZM184 160V159H183ZM187 160V159H186ZM68 161V160H67ZM76 161V160H75ZM128 161V160H127ZM133 161H135V160H133ZM133 161H131V162H133ZM140 161V160H139ZM195 161V160H194ZM83 162H85V161H83ZM86 162H89V161H87L86 160ZM91 162V161H90ZM96 162H100L99 161V159L96 161ZM158 162V161H157ZM184 162V161H183ZM183 162H181V163H183ZM188 162H189V160H188ZM200 162V161H199ZM259 162V161H258ZM261 162V161H260ZM3 163V162H2ZM74 163V162H73ZM77 163V162H76ZM77 163V164H78ZM81 163H79L81 166H82V164ZM92 163V162H91ZM91 163H87V165L86 166H88V165H90ZM121 163V162H120ZM123 163V162H122ZM142 163V162H141ZM146 163H148V162H146ZM160 163V162H159ZM169 163V162H168ZM178 163H179V161H178ZM190 163V162H189ZM193 163V162H192ZM67 164V163H66ZM70 164V163H69ZM76 164V165H77ZM78 164V165H79ZM84 164V163H83ZM96 164V163H95ZM124 164V163H123ZM132 164V163H131ZM130 164V165H131ZM138 164V163H137ZM136 164V165H137ZM149 164V163H148ZM150 164H153V163H151L150 162ZM165 164V163H164ZM194 164V163H193ZM192 164V165H193ZM197 164H198V162H197ZM196 164V165H197ZM258 164V163H257ZM85 165V164H84ZM107 165H109V166H107ZM129 165V164H128ZM133 165V164H132ZM131 165V166H132ZM135 165V166H136ZM139 165V164H138ZM142 165V164H141ZM161 165V164H160ZM165 165H167V164H165ZM71 166V168H72V165H70ZM80 166V167H81ZM85 166V167H86ZM97 166V164L95 165V167ZM98 166H99V164H98ZM107 166V167H106ZM116 166H115V170H117L118 168H116ZM121 166V165H120ZM122 166H125V165H122ZM144 166H145V163H144ZM254 166V165H253ZM67 167V166H66ZM77 167H79V166H77ZM76 167V168H77ZM79 167V168H80ZM84 167V166H83ZM133 167V166H132ZM146 167H147V165H146ZM148 167H150V165L148 166ZM161 167V166H160ZM69 168V167H68ZM70 168V169H71ZM124 168V167H123ZM128 168H129V166H128ZM128 168H127V170H128ZM131 168V167H130ZM195 168H196V166H195ZM74 169H75V167H74ZM78 169V168H77ZM81 169V168H80ZM85 169V168H84ZM94 169H98L97 167L96 168H94ZM101 169V168H100ZM100 169H98V171L97 172H101V171H99ZM104 169V168H103ZM120 169V168H119ZM118 169V170H119ZM132 169H135V167H133ZM131 169V170H132ZM144 169V168H143ZM155 169V168H154ZM163 169V168H162ZM190 169H191V167H190ZM192 169H193V167H192ZM257 169V168H256ZM90 170V169H89ZM88 170V171H89ZM92 170V169H91ZM117 170V172H119ZM124 170H126V168L124 169ZM196 170V169H195ZM204 170V169H203ZM206 170V169H205ZM69 171V170H68ZM79 171V170H78ZM94 171V170H93ZM103 171V170H102ZM110 171V170H109ZM114 171V170H113ZM137 171V170H136ZM143 171V170H142ZM186 171V170H185ZM200 171H201V169H200ZM213 171V170H212ZM211 171V172H212ZM256 171H259V169L258 170H256ZM112 172V171H111ZM111 172H105V173H111ZM122 172V171H121ZM131 172H133V171H131ZM160 172V171H159ZM184 172V171H183ZM206 172V171H205ZM208 172V171H207ZM221 172V171H220ZM6 173H7V171H6ZM10 173V172H9ZM69 173V172H68ZM113 173V172H112ZM115 174H116V172H114ZM135 173V172H134ZM130 174L129 172L127 173H123V174H125V175H123L122 174V176H121V173H120V177L118 178H116L114 175H110V174H107V175H109V176H113V179H114V177H115V179H114V183L112 184L113 185V189H115V192H116V194H118V195H116V196H114L115 198V200L114 201H112L113 203L111 204V206L113 207V209H115L114 211H117V210H119V207L121 206L120 204L121 203H123L122 205H123V207H122V212H119V213H122V215H121V217H119L118 216V214H117V216L115 217V216H113V217H115L113 220H112V216L110 215V216H108V214L110 213V211L108 210V214L106 215V216H108L110 219V221H111V223L110 222H108L109 220L107 219V223H105V225H107L108 223L111 225V224H113V227H112V225H111V227L113 228L111 231H113L111 234H113V235H111L109 232V236H110V238H109V236H107V235H105V246H106V244L108 245V247L109 246H111V252L109 253V252H106V253H109V254H106L107 255V259L109 260V261H106L105 263H107L108 262V264H158V263H160L162 260L164 261V257H163V259H161L159 256H157L156 254L158 253H156V250L154 249V244H155V240H156V238L158 237H156V236H154V232H153V229H151L152 227H150V226H144V224L140 221V219H142V218H140L139 220H137V218H139V217H135V224L133 223V221H130V214L132 213L133 214V212H135V210L138 212L139 211V209L141 208V204L140 203H138L137 201H139V200H137V198H138V194L140 195V191H139V189H141L142 190V186L144 185L143 184V181L145 182V180H141V179H139L137 176L138 175H135V174H137V173H135V174ZM143 173H145V172H143ZM187 173H188V171H187ZM186 173V174H187ZM200 173V172H199ZM209 173H210V171H209ZM214 173V172H213ZM212 173V174H213ZM127 174H130V175H127ZM140 174V173H139ZM180 173H178V171H177V169L176 168H172V169H170L169 170V167H168V170L167 171H165V173H163L162 174V178L164 179H162L163 181H164V184H165V186H167L166 188H168V189H170L172 186L174 187V186H176V183H178L179 182V179L181 178V176L179 175ZM191 174V173H190ZM195 174V173H194ZM211 174V173H210ZM211 174V175H212ZM219 174V173H218ZM229 174V173H228ZM251 174H253V173H251ZM116 175H118V173L116 174ZM213 175H215V173L213 174ZM221 175V174H220ZM219 175V176H220ZM224 175V174H223ZM222 175V176H223ZM255 175V174H254ZM256 175H257V172H256ZM259 175V174H258ZM262 175V174H261ZM78 176V175H77ZM86 176V175H85ZM101 176V175H100ZM99 176V177H100ZM106 176V175H105ZM107 177V178H109V179H111L110 177ZM188 176V175H187ZM186 176V177H187ZM196 176V175H195ZM218 176V175H217ZM104 177V176H103ZM160 177V176H159ZM185 177V176H184ZM77 178H79V177H77ZM85 178V177H84ZM87 178V177H86ZM96 178V177H95ZM107 178H105V179H107ZM141 178H143V177H141ZM227 178V177H226ZM263 178V177H262ZM6 179V178H5ZM80 179V178H79ZM158 179V178H157ZM183 179V178H182ZM193 179V178H192ZM205 179V178H204ZM204 179H202V180H204ZM212 179V178H211ZM78 180V179H77ZM81 180H82V178H81ZM85 180V179H84ZM99 180V179H98ZM98 180H97V182H98ZM100 180H101V177H100ZM108 180V179H107ZM197 180H199V179H197ZM225 180V179H224ZM257 180H259V179H257ZM5 181V180H4ZM80 180H78L77 182H79ZM92 181V180H91ZM150 181H152V180H150ZM201 181V180H200ZM226 181V180H225ZM229 181V180H228ZM76 182V181H75ZM82 182V181H81ZM80 182V183H81ZM162 182V181H161ZM11 183V182H10ZM86 183V182H85ZM109 183V182H108ZM155 183V182H154ZM157 183V182H156ZM201 183H203V182H201ZM252 183V182H251ZM258 183V182H257ZM107 184V183H106ZM110 184V183H109ZM151 184H153V183H151ZM158 184H159V181H158ZM163 184V185H164ZM181 184V183H180ZM180 184H178V185H180ZM193 184V183H192ZM226 184V183H225ZM233 184H234V182H233ZM249 184V183H248ZM7 185V184H6ZM11 185V184H10ZM82 185V184H81ZM154 185V184H153ZM153 185H152V188H153ZM186 185V184H185ZM197 185V184H196ZM208 185V184H207ZM4 186V185H3ZM78 186V185H77ZM149 186H151V185H149ZM164 186V187H165ZM181 186V185H180ZM240 186H242V185H240ZM8 187V186H7ZM82 187V186H81ZM157 187H160V186H158L157 185ZM161 187H162V185H161ZM163 187V188H164ZM172 187V188H173ZM179 187V186H178ZM194 187V186H193ZM258 187V186H257ZM111 188V187H110ZM147 188V187H146ZM163 188H161V189H163ZM192 188V187H191ZM197 188H198V186H197ZM235 188V187H234ZM243 188V187H242ZM246 188V187H245ZM248 188V187H247ZM259 188V187H258ZM10 189H12L11 187H10ZM107 189H109V188H107ZM149 189V188H148ZM158 189V188H157ZM160 189V190H161ZM205 189V188H204ZM224 189V188H223ZM252 189V188H251ZM105 190H106V188H105ZM110 190V189H109ZM112 190V189H111ZM152 190V189H151ZM159 190V189H158ZM160 190H159V193H162V192H160ZM167 190V189H166ZM185 190V189H184ZM237 190H240V187H239V189H237ZM149 192H150V190H148ZM154 191H155V188H154ZM198 191V190H197ZM207 191V190H206ZM244 191V190H243ZM242 191V192H243ZM248 191V190H247ZM249 191H251V190H249ZM259 191V190H258ZM81 192V191H80ZM112 192H114V191H112ZM192 192V191H191ZM203 192V191H202ZM209 192V191H208ZM236 192V191H235ZM240 192V191H239ZM241 192V193H242ZM78 193H79V191H78ZM106 193H108V192H106ZM106 193H105V196H106ZM110 193V192H109ZM158 193V192H157ZM158 193V194H159ZM212 193H213V191H212ZM228 193V192H227ZM231 193V192H230ZM249 193V192H248ZM247 193V194H248ZM3 194V193H2ZM113 194V193H112ZM142 194V193H141ZM144 194H146V192L144 191ZM149 194V193H148ZM150 194H152V193H150ZM208 194H210V193H208ZM214 194H215V191H214ZM225 194V193H224ZM238 194V193H237ZM243 194V193H242ZM244 194H245V191H244ZM113 195H115V193L113 194ZM112 195V196H113ZM162 195V194H161ZM182 195V194H181ZM180 194H176L175 193V195L174 194H172V198H171V200H170V202H168L169 203V205L167 206H165L164 204V206H165V208H163V206L161 207V208H163V215H165L164 214V210L167 212H165L166 214H167V216L170 218V214H171V222H172V225H173V227H172V230H170L171 229V226H170V229H168V230H165L164 231V233H162L163 234V240H165V239H167V241H165V242H163V240L162 241H160L159 243H160V245L161 244H163V246H165L164 244H166V242H168L169 244H166V246L168 247H171L172 245H174L175 247H176V249H178L179 250V252L182 254V255H184V253H186L188 250H190L189 249V247H190V245H191V239L190 238H183V236L181 235V228L184 226V224H185V221H186V218H185V215H186V213L184 212V210L183 209H185L186 210V208H184L185 207V200H183V195L181 196ZM185 195H186V193H185ZM185 195H184V197H185ZM196 195V194H195ZM205 195H206V193H205ZM117 196H118V198H117ZM146 196V195H145ZM144 196V197H145ZM152 196V195H151ZM201 196V195H200ZM140 197V200L142 199V198H144V197H142L141 195L139 196ZM148 197V196H147ZM153 197V196H152ZM170 197V196H169ZM207 197V196H206ZM222 197V196H221ZM225 197V196H224ZM112 198V197H111ZM166 198V197H165ZM168 198V197H167ZM200 198V197H199ZM205 198V197H204ZM230 198V197H229ZM233 198V197H232ZM248 198V197H247ZM256 198V197H255ZM260 198V197H259ZM2 199V198H1ZM0 199V200H1ZM110 199V198H109ZM118 199L120 200V201H118ZM139 199V198H138ZM147 199V198H146ZM151 199V198H150ZM150 199H149V201H150ZM154 199V198H153ZM156 199V198H155ZM169 199V198H168ZM215 199H217L216 198V196H215ZM220 199V198H219ZM218 199V200H219ZM14 200V199H13ZM144 200V199H143ZM148 200V199H147ZM162 200V199H161ZM193 200V199H192ZM108 201V200H107ZM110 201H111V199H110ZM146 201V200H145ZM153 201V200H152ZM187 201V200H186ZM193 201H196V200H193ZM201 202H202V199L200 200ZM244 201H247V200H244ZM143 202V201H142ZM148 202V201H147ZM151 202V201H150ZM154 202H155V200H154ZM160 202V201H159ZM197 202V201H196ZM255 202V201H254ZM106 203V202H105ZM149 203V202H148ZM156 203H157V201H156ZM163 203H165V202H163ZM166 203H167V201H166ZM200 203V202H199ZM243 203V202H242ZM251 203H253V202H251ZM258 203V202H257ZM141 205L140 206V208H138L139 206L138 205ZM143 204H145V203H143ZM193 204H194V202H193ZM196 204V203H195ZM194 204V205H195ZM247 204V203H246ZM107 205V204H106ZM108 205H109V203H108ZM107 205V206H108ZM147 205V204H146ZM145 205V206H146ZM154 205H155V203H154ZM158 205V204H157ZM235 205V204H234ZM241 205V204H240ZM144 206V207H145ZM148 206V205H147ZM159 206V205H158ZM231 206V205H230ZM244 206V205H243ZM255 206H257V205H255ZM264 206V205H263ZM111 207V208H112ZM121 207H120V211H121ZM148 207H150V204H149V206ZM167 207V208H166ZM194 207H196V206H194ZM201 207V206H200ZM214 207V206H213ZM258 207V206H257ZM108 208H110V207H108ZM107 208V209H108ZM151 208H152V206H151ZM154 208V207H153ZM192 208V207H191ZM250 208H252V207H250ZM138 209V210H137ZM150 209V208H149ZM149 209H143L144 211L145 210H149ZM155 209L156 208H154V212H155ZM200 209V208H199ZM106 210V209H105ZM157 210V209H156ZM158 210H159V208H158ZM202 210V209H201ZM107 211V210H106ZM105 211V212H106ZM113 211V210H112ZM112 211H111V213H112ZM192 211V210H191ZM211 211V210H210ZM218 211V210H217ZM239 211V210H238ZM253 211V210H252ZM261 211V210H260ZM137 212L135 213V214H137ZM151 212H152V210H151ZM200 212V211H199ZM213 212V211H212ZM236 212V211H235ZM234 212V213H235ZM242 211H240V213H241ZM256 212V211H255ZM118 213V212H117ZM141 213V212H140ZM149 213V212H148ZM147 213V214H148ZM194 213V212H193ZM214 213H216V212H214ZM213 213V214H214ZM218 213V212H217ZM233 213V212H232ZM238 213V212H237ZM243 213V212H242ZM245 213H246V211H245ZM258 213V212H257ZM260 213V212H259ZM138 214H139V212H138ZM145 214V213H144ZM150 214V213H149ZM156 214V213H155ZM210 214V213H209ZM208 214V215H209ZM112 215H113V213H112ZM140 215H143V214H140ZM140 215H137V216H140ZM211 215V214H210ZM219 215V214H218ZM222 214H220L219 216H221ZM225 215V213L223 214V216ZM236 215V214H235ZM262 215V214H261ZM133 216H136V215H132V219H134V217ZM148 216V215H147ZM160 216V215H159ZM187 216V215H186ZM217 216V215H216ZM222 216V217H223ZM112 217V218H111ZM142 217V216H141ZM189 217V216H188ZM192 217V216H191ZM196 217H199V213H198V216H196ZM226 217V216H225ZM237 217H239V216H237ZM243 217V216H242ZM245 217V216H244ZM252 217V216H251ZM207 218H208V216H207ZM206 218V219H207ZM210 218H211V216H210ZM233 218V217H232ZM240 218V217H239ZM263 218H264V216H263ZM106 219V218H105ZM150 219V218H149ZM166 219V218H165ZM168 219V218H167ZM166 219V220H167ZM215 219H216V217H215ZM223 219H225V218H223ZM234 219V218H233ZM233 219H231V220H233ZM237 219V218H236ZM243 219V218H242ZM241 219V220H242ZM256 219V218H255ZM137 220V221H136ZM162 220V219H161ZM165 220V221H166ZM169 220V219H168ZM189 220V219H188ZM187 220V221H188ZM191 220V219H190ZM211 220V219H210ZM114 221V222H113ZM138 221H140L142 224H139V225H137L136 224V222H138ZM153 221V219L151 220V222ZM192 221H193V218H192ZM217 221V220H216ZM228 221H229V219H228ZM258 223H259V225H261V227H262V225H263V222H264V219H262V217H260L258 220ZM94 222V221H93ZM106 222V221H105ZM132 223V225H131V223ZM164 222V220L162 221V223ZM168 222V221H167ZM190 222V221H189ZM232 222V221H231ZM240 222V221H239ZM242 222H244V221H242ZM121 223V224H120ZM147 223V222H146ZM153 223H155V221H153ZM152 223V224H153ZM249 223V222H248ZM121 225V229L119 228H117V226L118 225ZM152 224H150V225H152ZM166 224V223H165ZM165 224L162 226V224H161V222H160V225L162 226V227H164L163 228V230L166 228V226H165ZM190 224V223H189ZM245 224V223H244ZM133 225H136L135 227L133 226ZM142 225V227L144 226L145 227V229H146V227L148 228V227H150V230H148V229H146L147 230V232H146V230H144L143 232H136L137 231V229H138V226L140 227ZM148 225V224H147ZM132 226V227H131ZM160 226V227H161ZM245 226V225H244ZM254 226V225H253ZM120 227V226H119ZM153 227H154V224H153ZM202 227V226H201ZM231 227V226H230ZM229 227V228H230ZM237 227V226H236ZM239 227H240V225H239ZM238 227V228H239ZM243 227V226H242ZM247 227V226H246ZM258 227V226H257ZM260 227V228H261ZM109 228V227H108ZM191 228V227H190ZM226 228V227H225ZM228 228V229H229ZM233 228V227H232ZM237 228V229H238ZM256 228V227H255ZM262 228H264V227H262ZM143 229V228H142ZM188 229V228H187ZM201 229V228H200ZM231 229V228H230ZM230 229H229V231H230ZM235 229V228H234ZM258 229V228H257ZM118 230V231H117ZM119 230H121L122 231V234H120L119 232ZM138 230H141L140 228L138 229ZM161 230V229H160ZM212 230V229H211ZM219 230V229H218ZM217 230V231H218ZM221 230V229H220ZM224 230V229H223ZM227 230V229H226ZM225 230V231H226ZM261 230V229H260ZM159 231V230H158ZM190 231V230H189ZM194 231V230H193ZM212 231H214V230H212ZM224 231V232H225ZM238 231V230H237ZM258 231H259V229H258ZM262 231V230H261ZM86 232V231H85ZM201 232V231H200ZM215 232H216V230H215ZM219 232V231H218ZM218 232H216V233H218ZM222 232V231H221ZM221 232H219V233H221ZM246 232V231H245ZM250 232V231H249ZM93 233V232H92ZM156 233V232H155ZM183 233V232H182ZM188 233V232H187ZM186 233V234H187ZM202 233H203V231H202ZM205 233V232H204ZM209 233V232H208ZM213 233V232H212ZM216 233H214V234H216ZM255 233V232H254ZM256 233H257V231H256ZM260 233V232H259ZM258 233V234H259ZM263 234H264V232H262ZM262 233H261V235H262ZM136 234H139V235H137V236H139V237H136ZM214 234L212 235V236H214ZM228 234V233H227ZM234 234V233H233ZM237 234H238V232H237ZM243 234V233H242ZM89 235V234H88ZM155 235H158L157 233L155 234ZM200 235H201V233H200ZM204 235V234H203ZM232 235V234H231ZM236 235V234H235ZM112 236V237H111ZM122 236H123V239H122ZM189 236H191V235H189ZM202 236V235H201ZM209 236V235H208ZM216 236V235H215ZM225 236V235H224ZM239 236V235H238ZM257 236V235H256ZM93 237V236H92ZM106 237H108V240H106L107 238ZM159 237H160V235H159ZM186 237V236H185ZM198 237H200V236H198ZM211 237V236H210ZM229 237V236H228ZM259 237V236H258ZM261 237V236H260ZM260 237H259V240H260ZM90 238V237H89ZM112 238V239H111ZM205 238H206V236H205ZM209 238V237H208ZM208 238H206V239H208ZM254 238V237H253ZM110 239H111V241H110ZM194 239V238H193ZM195 239H197V238H195ZM205 239V240H206ZM227 239V238H226ZM231 239V238H230ZM264 239V238H263ZM160 240V239H159ZM201 240V239H200ZM225 240V239H224ZM242 240V239H241ZM106 241H108V243L106 242ZM197 241H199L198 239H197ZM203 241V240H202ZM236 241V240H235ZM234 241V242H235ZM110 242V243H109ZM163 242V243H162ZM195 242V241H194ZM201 242V241H200ZM205 242V241H204ZM203 242V243H204ZM207 242V241H206ZM222 242V241H221ZM196 243V242H195ZM225 243V242H224ZM242 243H244V242H242ZM259 243H260V241H259ZM263 243V242H262ZM62 244V243H61ZM192 244H193V241H192ZM200 244V243H199ZM214 244V243H213ZM219 244V243H218ZM88 245V244H87ZM86 245V246H87ZM160 245H158V243L156 244V247L157 246H159L160 247ZM171 245V246H170ZM223 245V244H222ZM231 245V244H230ZM263 245V244H262ZM165 246V247H166ZM214 246V245H213ZM60 247V246H59ZM63 247V246H62ZM62 247H60V248H62ZM70 247V246H69ZM74 247V246H73ZM108 247L106 248L107 250H109L108 249ZM168 247V248H169ZM210 247V246H209ZM208 247V248H209ZM217 247H218V245H217ZM228 247V246H227ZM231 247H233V245L231 246ZM238 247V246H237ZM236 247V248H237ZM240 247V246H239ZM260 247V246H259ZM72 248V247H71ZM163 248V247H162ZM162 248L160 247L159 249H160V251L162 250ZM174 248V247H173ZM172 248V249H173ZM215 249H216V247H214ZM222 248H223V246H222ZM230 248V247H229ZM67 249V248H66ZM105 249V250H106ZM158 249V248H157ZM170 249V248H169ZM168 249V250H169ZM212 249H213V247H212ZM219 249H220V247H219ZM224 249H226V248H224ZM235 249V248H234ZM263 249H264V247H263ZM68 250V249H67ZM70 250H72V249H70ZM70 250H69V252H70ZM106 250V251H107ZM163 250H167L166 248L164 249L163 248ZM162 250V251H163ZM167 250V251H168ZM230 250H231V248H230ZM229 250V251H230ZM238 249H236L235 251H237ZM257 250H259V249H257ZM66 251V250H65ZM88 251V250H87ZM158 251V250H157ZM161 251V254H162V256H164L167 252L166 251H163L162 252ZM170 251V250H169ZM215 251H217V250H215ZM219 251H221V250H219ZM61 252V251H60ZM164 252H166L165 254H164ZM207 252V251H206ZM209 252V251H208ZM261 252V251H260ZM84 253H86V251L84 252ZM172 252H170V254H171ZM216 253V252H215ZM222 253V252H221ZM234 253V252H233ZM237 253V252H236ZM241 253V252H240ZM248 253V252H247ZM257 253V252H256ZM8 254V253H7ZM68 254V253H67ZM77 254V253H76ZM160 253L158 254V255H161ZM169 254V252L167 253V257H168V255H170ZM178 254V253H177ZM190 254V253H189ZM219 254H220V252H219ZM224 254V253H223ZM227 254V253H226ZM229 254H230V252H229ZM73 255V254H72ZM84 255V254H83ZM146 255H148V256H146ZM180 255V254H179ZM198 255V254H197ZM232 256H234L233 254H231ZM262 255V254H261ZM7 256V255H6ZM46 256V255H45ZM44 256V257H45ZM50 256H53V255H50ZM86 256V255H85ZM97 256V255H96ZM175 256V255H174ZM198 256H200V255H198ZM204 256V255H203ZM208 256V255H207ZM218 256V255H217ZM227 256V255H226ZM253 256V255H252ZM68 257V256H67ZM71 257H74V256H70V258ZM106 257V256H105ZM171 257V256H170ZM189 257H191V256H189ZM194 257V256H193ZM192 257V258H193ZM205 257V256H204ZM203 257V258H204ZM221 257V256H220ZM236 257V256H235ZM247 257H248V255H247ZM250 257V256H249ZM262 257V256H261ZM260 257V258H261ZM49 258V257H48ZM48 258H46V259H48ZM57 258V257H56ZM64 258V257H63ZM83 258V257H82ZM81 258V260H83ZM90 258V257H89ZM188 258V257H187ZM198 258V257H197ZM200 258V257H199ZM202 258V259H203ZM210 258H212V257H210ZM209 258V259H210ZM216 258V257H215ZM218 258V259H217ZM216 259L217 260H220V259H222V258H220L219 259V257H217ZM231 258V257H230ZM234 258V257H233ZM237 258V257H236ZM252 258V257H251ZM78 259V258H77ZM95 259V258H94ZM195 259V258H194ZM205 259H208V257L207 258H205ZM205 259H204V261H205ZM213 259V258H212ZM238 260H239V258H237ZM253 259V258H252ZM251 259V260H252ZM256 259V258H255ZM52 260V259H51ZM92 260H93V258H92ZM171 260V259H170ZM237 260V261H238ZM249 260V259H248ZM248 260H245V261H248ZM259 260H261V259H259ZM61 261V260H60ZM69 261V260H68ZM67 261V262H68ZM72 261V260H71ZM79 260H76L75 262H78ZM87 261V260H86ZM95 261V260H94ZM180 261V260H179ZM192 261V260H191ZM199 261V260H198ZM202 261V260H201ZM207 261V260H206ZM215 261V260H214ZM228 261H229V259H228ZM236 261V262H237ZM80 262V261H79ZM100 262V261H99ZM99 262H97V264L99 263ZM189 262V261H188ZM212 262H213V260H212ZM221 262V261H220ZM231 262V261H230ZM235 262V261H234ZM63 263V262H62ZM167 263V262H166ZM166 263H164V264H166ZM201 263V262H200ZM206 263V262H205ZM216 263H218L217 261H216ZM227 263V262H226ZM58 264V263H57ZM75 264V263H74ZM78 264V263H77ZM81 264H83V262L81 263ZM84 264H86V262L84 263ZM161 264V263H160ZM163 264V263H162ZM168 264H172V261H171V263L168 261ZM181 264V263H180ZM197 264V263H196ZM210 264V263H209ZM214 264V263H213ZM240 264H242V262L240 263Z\"/></svg>",
    "mask_w": 264,
    "mask_h": 264
}]
</instances>
